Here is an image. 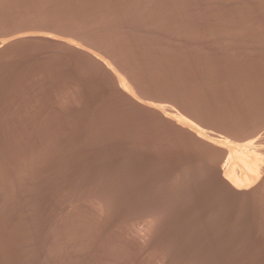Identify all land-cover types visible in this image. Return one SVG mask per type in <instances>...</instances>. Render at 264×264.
Masks as SVG:
<instances>
[{"label": "rangeland", "instance_id": "obj_1", "mask_svg": "<svg viewBox=\"0 0 264 264\" xmlns=\"http://www.w3.org/2000/svg\"><path fill=\"white\" fill-rule=\"evenodd\" d=\"M30 1H31V3H30ZM41 1H43V2H41ZM46 1H48V2H46ZM49 1H51V3ZM103 1H101V0H97V1L96 0H71V1L70 0H64V1L63 0H60V1L59 0H20V1L19 0H13V1L12 0H7V1L1 0L0 1V10L3 11V14L0 11V20H1L0 26L2 25L0 27V113H1L0 114V264H196L197 262H198L197 264H199V263L202 264L203 262H204L203 264H209V263H211V264H214V263L215 264H218V263L219 264H234L235 262H238L239 264H249V263L251 264V262H252V264H253V262H254V264H258V263L260 264V262L263 261V259L260 258V256L263 257V252H262L263 247H262V243H260V242H262V241H260V239L262 240V238H263L262 237V235H263L262 231L263 230H262V228H260L262 225H259V221L262 220V219H260V218H262L261 217L262 215H260V214H262L260 212L262 210H258V209L260 207H261L260 209H263V204H262V206L260 205V207L258 205V208L255 206L257 205V202L261 203L262 199L261 200L259 199L260 201H257L255 199L251 200L253 202V204L250 203L251 201L250 202L248 201V203H245V202H247V201H245L243 203L242 202H239V203L233 202L234 205H231L232 200H233L232 198L225 196V194H224V196L226 198H223L224 196L222 194L221 195L223 197L220 196V194L218 195L219 184L217 183L216 180L213 181L210 178V181H211L210 182L208 179L209 177L204 176V174H203L204 177L202 176L201 173H203V172H199V176H196V174L194 172V171H196V170H194V168L196 166H192L189 169L186 168V171H189L188 173L185 171V169L184 170L182 169L183 171L181 173L179 172L181 175L178 174L177 176H175L176 168L178 169L180 166L186 167L184 165H186L187 162H188V164H190L191 162H192V164H193V162H194V164H196L199 161L200 163L203 164L202 161H205V155L206 154H207V157L209 155H211L210 156V160L212 159L210 161L211 165L218 167V168H221V169H225L226 163L222 162V161H224V156L222 155V152L218 147L214 148V149H213V147H209V146L207 147V145L200 143V141H197L194 138L192 140L190 138H185L187 136L184 137L185 134L181 132L182 135L184 134L182 137L181 134L178 133L179 130H176V128H174L172 125H169V123H167L166 125H168V126H166L165 125L166 122L163 121L162 119H160L159 117H157L156 114L150 113L151 111H147L146 109L138 107L139 105H137L135 102L132 103L133 100L130 101L126 97L124 98V96L122 94H120L116 89L115 90L113 89V88H115V86L110 80H112V81L115 80L112 78H113V76H114V78H116L117 73H120V75L122 77V75H124L127 71H128L127 72L128 74L126 73L127 75L125 74L126 76H124V78L130 74L128 77L131 78V76H132L134 78L129 79L127 77L125 79H129L131 82H133L135 80L137 81L139 78L142 79L144 77L143 80L139 79L137 81V84L135 81V84H136V86L138 85V87H139V91H138L139 96H141V97L144 96L142 98H144L145 100H147L145 95H146V93L149 92L147 94V96H150L149 94H151V97H149L148 100H151V101L155 100V102H156V99H157V101H161L160 102L161 104L166 103L165 105H167L168 102H165V101H168L167 100L168 98L172 99L173 96H176L177 97V98L175 97L176 99L173 97V99L176 100L175 102H177V103L181 102V103H179L180 105H178L176 103L177 104V107H176V104L175 103L173 104L174 101L171 100V103L173 105H175V106L172 105L173 107H175L179 110L180 109L185 110V112L183 110H182V112H184L185 114H189V115L191 114L193 116L192 118H194V116L197 118L196 114L199 115V113H200L201 116L203 118H205V119H201L202 117L198 116V117H200L201 123H203L202 121H209L211 123L210 125H212V124L218 125V126H216V125L213 126L214 127L213 129H217V131H218V133H217L216 130L211 129V126L209 127L210 128L209 129L205 124H203L205 129L208 132H211L212 134L215 133V135L219 134L217 136H221V137L225 136L229 132V134H231V135L233 134L236 139H239V138L241 139L244 135H247V133L252 134V130H254V132L256 131L255 132L256 135H253L254 138H256L255 136L258 135L257 137L262 138L261 140L264 142V138H263L264 135L261 136L262 134H264V129H263L264 128V116H262V115H264V97H263L264 96V0H148V1L147 0H103ZM145 1H146V3H143ZM35 2L38 3L39 5L38 4L36 5ZM53 2L55 3V5ZM70 2H72V3H70ZM93 2H95V3H93ZM100 2H101V4H100ZM140 2H142V3H140ZM147 2H149L148 4H150L151 7H148L149 5L147 4ZM40 3H42V5H40ZM49 3L51 6L49 5ZM96 3H98V5ZM139 3H140V5H139ZM152 3L154 4V7H153ZM3 4L5 5L6 9H5ZM6 4H8L9 6ZM19 4L20 5L23 4V5L20 6ZM58 4H60V5H58ZM113 4H115V6ZM142 4H144V5L142 6ZM32 5H33V8L31 7ZM73 5H75V6H73ZM92 5H93V7H92ZM106 5H107V7H106ZM116 5H118V6H116ZM130 5H132V6H130ZM172 5L175 7H172ZM176 5H178V6H176ZM34 6H36V8ZM66 6L67 7L69 6V8L67 9ZM83 6H85V7H83ZM138 6H139V8H138ZM12 7L15 9H13ZM53 7H54V9H53ZM62 7H64V9ZM104 7H106V8H104ZM142 7H144V9ZM158 7L161 9H159ZM165 7H167V8H165ZM34 8L36 10L38 8V10L36 11ZM154 8L155 9L157 8L159 10H157V9L155 10ZM18 9H19V11H17ZM20 9H22L21 11H23V12H21ZM105 9H107V10L109 9L108 10L109 12L107 10L105 11ZM114 9H115V11H114ZM39 10H41V11L43 10V11L41 12ZM46 10H48V12H46ZM52 10H54V11H52ZM69 10H71V11H69ZM92 10L94 11V13ZM110 10H112L111 13H110ZM144 10H147V11H144ZM149 10H150V13H149ZM11 11L12 12L14 11V12L12 13ZM26 11H28V12H26ZM73 11H74V13H73ZM90 11H92V13ZM159 11L161 12L160 14H159ZM39 12H41V13H39ZM55 12L57 14H55ZM61 12H63V13H61ZM16 13H18V14H16ZM103 13L104 14L106 13V14L104 15ZM39 14H42V17ZM81 14L84 16H82ZM107 14H109L108 15L109 17L107 16ZM139 14L140 15L142 14V15L139 16ZM161 14H162V16L163 15L164 16L161 17ZM35 15H37V16H35ZM47 15H49V16H47ZM156 15H159V19L161 20V22L159 19H157ZM169 15H170V17H169ZM171 15H173L174 17ZM51 16L53 18H51ZM67 16H68V18H67ZM93 16H94L95 20H94V18H92ZM101 16L104 18H102ZM111 16H112V18H111ZM123 16L124 17L126 16L125 17L126 19ZM131 16H132V18H131ZM144 16H146V17H144ZM166 16H168V17H166ZM183 16L186 17L187 20H185V18ZM193 16L195 17V19ZM7 17H10V18H7ZM105 17H106V20H105ZM119 17H121V18H119ZM138 17H140V18L142 17L141 20ZM164 17H166L167 19ZM3 18H4V20H2ZM12 18L15 20H13ZM37 18H38V20H37ZM48 18H50V19H48ZM58 18H61V19L63 18V19L61 20ZM70 18H72L75 21H73ZM75 18H77V19H75ZM108 18L111 21L107 20ZM113 18L114 19L117 18V19L114 20ZM136 18H137V21H136L137 23L135 22ZM144 18L147 19V22H146V19H144ZM168 18H169V21H168ZM7 19L9 21H7ZM67 19H69V20H67ZM86 19H87V21H86ZM138 19H139L140 23L138 22ZM143 19L145 20V22ZM173 19H175V20H173ZM183 19L185 20L184 22H183ZM24 20H27V21H24ZM32 20L33 21L36 20V21H34V23H33ZM49 20H51V21H49ZM178 20H180V22ZM4 21L8 25H6L4 23ZM41 21H43V22L40 24L42 25L44 23L45 25L43 24L42 26H39L40 25L39 22H41ZM54 21H56V22L54 23ZM58 21L61 22V24ZM78 21H79V23H77ZM85 21H86V23H84ZM91 21L92 22L94 21V23H92ZM95 21L96 22L98 21V23H96ZM103 21L105 24H103ZM151 21L154 22V24ZM11 22H13V23H11ZM63 22H64V24H63ZM112 22H113V25H112ZM178 22H179V25H178ZM32 23L34 24L33 27L31 25H29ZM87 23H89V24H87ZM99 23H101L102 25ZM146 23H147V25H145ZM159 23H160V25H159ZM65 24H67V25H65ZM118 24L120 26H118ZM122 24H124L125 26ZM134 24L135 25L137 24V25L135 26ZM148 24H149L150 28L148 27ZM156 24L159 27H157ZM166 24H167V26H166ZM184 24L186 25V27L192 26V28L189 27L188 31H187L186 30L187 28L184 26ZM187 24H188V26H187ZM26 25L28 27L30 26L29 28L31 30L30 29L25 30L24 28L28 29V27H26ZM60 25L62 27H66V28H64L66 30H64ZM72 25L74 28L72 27ZM74 25H76V26H74ZM153 25L154 26L156 25V27H155L156 29L154 28ZM168 25H169V27H168ZM14 26H16V27H14ZM22 26H23V28H22ZM48 26L52 29L48 28ZM87 26H89L91 28H89ZM95 26L97 27V29H95ZM104 26H106V27L108 26V27L106 28ZM113 26L114 27L116 26L117 29H116V27L114 28ZM140 26H141V28H140ZM146 26L149 29H147ZM12 27L15 29H13ZM59 27H61L63 30H61V28H59ZM67 27H69V28H67ZM112 27H113V30H112ZM137 27H139V28H137ZM174 27H176V28H174ZM178 27H179V29H178ZM47 28L50 30H48ZM83 28H85L86 30ZM93 28L96 31H94ZM99 28H100V30H99ZM2 29L4 32V33L2 32L3 35H1ZM8 29H9V31H8ZM55 29H56V31L57 30L58 31L57 32L52 31ZM121 29H124V30H121ZM129 29H130V31H129ZM151 29L154 31H152ZM192 29H194V30H192ZM23 30H24V32H22ZM107 30L108 31L110 30L109 32L111 34ZM149 30H150V32H148ZM155 30H157L158 32ZM14 31L16 32V35H15ZM26 31H29L30 34ZM50 31H52V32H50ZM60 31H63V32H60ZM88 31H89V33L85 34V32L87 33ZM90 31L94 35H92V33ZM111 31H114V32H111ZM137 31L139 33H137ZM7 32H9L10 34ZM20 33H21V35H18ZM124 33H126V34H124ZM166 33H168V34H166ZM189 33H191V34L193 33V34L191 35ZM4 34H6V35H4ZM42 34H43V36H42ZM44 34H45V36L46 35H50V36L45 37ZM89 34L91 36H89ZM123 34H124V36H123ZM128 34H129V36L126 38L125 35L127 36ZM156 34H158V35H156ZM35 35H37V36H35ZM110 35H112V36H110ZM235 35H236V37H235ZM29 36H31V37H29ZM38 36H40V37H38ZM135 36H136V38H135ZM153 36H155V37H153ZM171 36H173V38ZM189 36L191 39L189 38ZM213 36H215V38ZM240 36L241 37L245 36L244 40H241L243 38H241ZM16 37H18V38H16ZM43 37L46 40V42L43 39ZM80 37H81V39H80ZM82 37H84V38H82ZM110 37H113V38H110ZM139 37L141 40H138ZM51 38H53V39H51ZM57 38H58V40H56ZM107 38L110 42L107 40ZM114 38H115V40L117 38L118 39L120 38L121 40L117 39V41H118V43H117V41H115ZM198 38H200V39H198ZM217 38H219V39H217ZM222 38H226V39H222ZM10 39H12V40H10ZM13 39H14V42H13ZM83 39H84V42H83ZM87 39L90 41H87ZM150 39H151V41H150ZM152 39L155 40V42ZM59 40H61V41H59ZM125 40H126V42H125ZM157 40H158V42H157ZM189 40H190V43H189ZM6 41H8V42L6 43ZM17 41L18 42L20 41L19 44H16V43H18ZM32 41L36 42L37 44L33 43ZM120 41H121V43L124 42V43H122L123 45L120 43ZM129 41H131V42H129ZM147 41H148V43H147ZM228 41H230V42H228ZM85 42H87V43H85ZM226 42H228V43H226ZM65 43H67V44H65ZM106 43H107V45H106ZM144 43H146V45H144ZM5 44L7 45V47ZM54 44H55V46H54ZM64 44L68 46L67 47L68 49L66 48V46H64ZM133 44H134V47H133ZM142 44H143V46H142ZM192 44H193V47H192ZM216 44L219 45L220 47L217 46ZM4 45H5V47H4ZM42 45L43 46L45 45L44 48ZM228 45L231 47H229ZM105 46H107V47L105 48ZM108 46H110V48ZM188 46L189 47L191 46V47L189 48ZM223 46L224 47L226 46L227 48L226 47L223 48ZM34 47H35V49H34ZM100 47H101V49H100ZM132 47L134 50L132 49ZM143 47H144V49H143ZM150 47H151V49L153 47V49L151 50ZM156 47H158V49ZM57 48H58V50H56ZM60 48H62V49H60ZM71 48H73V49L71 50ZM154 48L157 49L158 51H156ZM185 48H187V49H185ZM228 48H230V49H228ZM243 48H245L246 50ZM4 49H5V51H4ZM11 49H12V51H10ZM24 49L25 50L27 49L28 51L27 50L25 51ZM50 49H51V51H49ZM105 49H106V51L110 50L107 52L109 55L107 53H105L106 52ZM194 49L196 50V52ZM249 49H251V50H249ZM19 50H21V53ZM160 50L162 53L161 55L159 52ZM46 51H47V53H46ZM80 51H82V53ZM84 51H86V52L89 51V52L86 53ZM112 51H114V52H112ZM129 51H130V53H129ZM145 51H146V53H145ZM164 51H165V53H164ZM168 51H170L171 53ZM248 51L249 52L254 51V52H252L253 54L252 53L250 54ZM24 52L26 55L24 54ZM149 52H151V53H149ZM11 53H13V54L11 55ZM17 53L22 54V55H19ZM84 53H86L87 55ZM90 53L95 54L94 57L96 59L97 58H103L102 60H104V62H106L109 67H111V71L109 70V68H108V70L106 69L107 67L104 69L103 65L98 64V62H96V59ZM16 54L18 55V57ZM32 54H34V55L32 56ZM37 54H39V55H37ZM55 54H56V56H55ZM69 54L71 55V57ZM157 54L159 56H157ZM202 54L203 55L205 54V55L203 56ZM209 54L212 56V58L210 57ZM7 55L9 58H7ZM52 55L54 58L52 57ZM232 55H233V57H232ZM90 56H92L93 58L91 59ZM106 56H108V58ZM213 56H214V59H213ZM249 56H250V58H249ZM15 57H16V59H14ZM56 57H57V60H56ZM72 57H73V59H71ZM86 57H87V59H86ZM152 57L155 60V62L152 59ZM157 57H158V59H157ZM192 57H196L195 59H197L198 62H197V60L193 59ZM200 57H201V59H200ZM41 58H43V59H41ZM227 58H228V60H227ZM234 58H236V59H234ZM19 59H20V61H19ZM31 59H32V61H31ZM136 59L139 60V63L137 62L138 60H136ZM147 59H150V60H147ZM81 60H83V62ZM111 60L113 62H111ZM173 61H176V62H173ZM180 61H182V62H180ZM117 62H118L119 67L120 68L123 67L124 69L123 68L120 69L119 67H117L118 66V65H116ZM150 62H151V64H150ZM224 62H225V64H224ZM81 63H82V65H81ZM144 63H146V64H144ZM7 64L9 67L7 66ZM92 64H94V67ZM138 64H139V67H138ZM140 64H141V66H140ZM152 64H155V65L153 66ZM159 65H161L162 67ZM168 65L170 67H168ZM201 65L204 68H202ZM101 66H102V70L100 69ZM144 66H146V67L144 68ZM7 67H8V69H7ZM157 67H158V69H157ZM175 67L177 70L175 69ZM45 68H47V69H45ZM152 68H154L155 71L152 72V70H153ZM159 68L163 72H161ZM198 68L200 70L201 69L202 70L200 71ZM209 68H211V71H209L210 70ZM229 68H230V70H229ZM65 69H66V71L67 70L68 71L66 72ZM97 69H98V72H96ZM212 69H214V71ZM253 69H254V71H253ZM42 70L45 71L44 74H43ZM104 70H106V71H104ZM112 70H115L116 73H115V71H112ZM21 71H23V72H21ZM143 71H145V73ZM196 71H199L201 74H199V72L196 73ZM212 71H213V73H212ZM29 72H32V73H29ZM68 72H69V74H68ZM106 72H108V73H106ZM111 72L112 73L114 72V75ZM122 72H123V74H122ZM221 72H223V73L221 74ZM13 73H14V75H13ZM22 73L24 74L25 78L23 75L21 76ZM247 73H249V74H247ZM64 74H67V75H64ZM92 74H94V75H92ZM108 74H110V76H108ZM135 74H136V76H135ZM150 74L153 77H151ZM192 74H194V75H192ZM206 74H208V75H206ZM211 74H212V76H211ZM11 75H12L13 79H12V77H10ZM39 75L42 77H39ZM218 75H220V76H218ZM61 76L65 77V78H61ZM193 76H195V77H193ZM68 77H69V79H68ZM150 77H151V79H150ZM228 77H229V79H228ZM71 78H73V80ZM136 78H138V79H136ZM168 78H170V79H168ZM178 78H179V80H178ZM46 79H47V81H46ZM66 79H68V81L70 83ZM165 79H166V81H165ZM245 79H247V81L250 83H247V81ZM27 80H29V81H27ZM152 80H154V81H152ZM198 80H200V81H198ZM217 80H218V82H217ZM219 80H221V82ZM6 81H7V83H6ZM139 81H141V82L139 83ZM167 81H168V83H167ZM204 81H206V82H204ZM24 82H26V83H24ZM228 82H229V84H228ZM78 83H79V85H78ZM89 83H90V85H89ZM143 83H145V84H143ZM152 83H156V84H152ZM162 83H163V85H162ZM224 83L225 84L227 83V84L225 85ZM27 84H29V85L26 86ZM111 84H113L112 88H111V86H112ZM170 84L172 85V87H170ZM198 84H200V85H198ZM229 85H231L232 87H230ZM6 86H7V88H6ZM73 86H75V88L77 86L78 89L77 88L75 89ZM212 86H213V88H212ZM225 86H226V88H225ZM106 87H107V89H106ZM154 87L156 88V91H155ZM188 87L189 88L191 87V88L188 89ZM214 87L217 89H215ZM157 88H159V89H157ZM171 88H172V90H171ZM209 88H210V90H209ZM12 89H13V91H12ZM47 89H49V90H47ZM179 89H180V91H179ZM83 90L85 92H83ZM211 90L213 92H211ZM223 90H225V91H223ZM240 90H242V91H240ZM66 91H67V93H65ZM88 91H89V94H88ZM114 91H117L118 93L117 92L115 93ZM150 91H153V94ZM172 91H174L173 92L174 94L172 93ZM216 91H218V92H216ZM4 92L7 93V95ZM77 92H79V93H77ZM169 92H171L172 94H170ZM235 92H236V94H235ZM83 93L84 94L86 93V95H84ZM108 93H110V94H108ZM175 93H176V95H175ZM217 93H219V94H217ZM167 94L168 95L170 94L172 96L168 97ZM232 94H235V95H232ZM101 95H105V96L103 97ZM239 95H240V97H239ZM55 96H57V97H55ZM154 96L156 97V99H153ZM38 97H39V99H38ZM67 97H69V98L66 99ZM101 97H102V99H101ZM17 98H19L21 101ZM183 98H186V99L183 100ZM30 99H31V101H30ZM71 99H72V101L75 99H77V100L73 101V103H72ZM158 99H160V100H158ZM177 99L179 100V102L177 101ZM187 99H189V100H187ZM204 99H206V100H204ZM56 100H58V102ZM44 101L46 103H44ZM195 101H198V102H195ZM116 102H118V103H116ZM124 102H128V103L125 104ZM188 102L191 104L188 105L189 104ZM261 102H262V104H261ZM92 103H94V104H92ZM212 103L214 106H212ZM86 104L88 105V107ZM110 104L111 105L113 104V105L111 106ZM133 104H135L137 106H135ZM4 105H5V107H4ZM75 105H77V107ZM105 105H108V106H105ZM126 105H127V107H126ZM168 105L170 106L171 104H168ZM242 105H244V106H242ZM255 105H257V106H255ZM55 106H57V107H55ZM72 106H74L73 107L74 109L73 108L71 109ZM79 106H81V107H79ZM123 106H125V107H123ZM1 107H2V109H1ZM10 107H12V108H10ZM128 107H130V108H128ZM135 107H137V108H135ZM191 107L192 108L194 107L195 110L191 109ZM247 107H248V109H247ZM256 107H258V108H256ZM215 108H217V109H215ZM259 108H261V109H259ZM18 109H19V111H18ZM32 109H33V111H32ZM43 109L45 110V113H44ZM200 109H202V110H200ZM207 109H208V111H207ZM232 109H233V111H232ZM87 110H89V111H87ZM25 111L26 112L28 111L29 113L28 112L26 113ZM72 111H74V112L72 113ZM188 111H189V113H187ZM222 111H225V112H222ZM7 112L9 114H7ZM84 112H86V113H84ZM21 113H22V115H21ZM51 113H53V114H51ZM224 113H226V114H224ZM233 113H235V114L233 115ZM255 113H258V114H255ZM10 114H12L13 116ZM61 114H63V116ZM76 115H77V117H79L81 119L84 118L85 121H83L79 118H76ZM110 115H112V117ZM114 115H116V116H114ZM61 116L63 117L62 119H61ZM85 116L87 119L85 118ZM121 116L125 119L123 120V118ZM126 116H127V118H126ZM144 116L146 119L144 118ZM90 117H92V118H90ZM128 117L129 118L132 117L131 118L132 121ZM239 117H242V118H239ZM68 118H69V120H68ZM210 118H211V121H210ZM212 118H213V120H212ZM225 118H227V121ZM117 119H118V121H116ZM140 119H142V120H140ZM217 119H219V120H217ZM75 120H76V123H75ZM103 120L106 123H104ZM111 120H112V122H111ZM158 120H160V121H158ZM247 120H248V122H250V121L251 122L248 124V122H246ZM52 121H53V123H52ZM78 121H79V123H77ZM80 121H82V124H80L81 123ZM107 121L109 122V124ZM212 121L214 123H212ZM65 122H67L68 125H67V123L65 124ZM126 122L128 125L126 124ZM130 122H131V124H130ZM146 122H147V124H146ZM209 122H204V123H209ZM252 122H254V123L259 122L258 123L259 126L258 127L253 126L254 127L253 128L252 125H254V123H252ZM101 123H103V125ZM134 123H136V124H134ZM38 124H39V126H38ZM111 124H112V126H111ZM116 124L119 128L116 126ZM241 124H242V126H241ZM64 125L68 126L67 129H65L66 126H64ZM131 125H133V127ZM207 125L209 126V124H207ZM107 126H109L108 129H107ZM227 126H228L229 130L231 129L234 132H232L231 130L229 131L228 128H227V130H228L227 131L226 130ZM59 127H60V129H59ZM63 127H65V128H63ZM98 127H100V128H98ZM137 127H139V128H137ZM155 127L157 129H155ZM171 127L174 129H172ZM216 127H219V128H216ZM38 128H42V129H38ZM69 128H73V129H70L68 131ZM164 128H165V130H164ZM78 129H80V131ZM133 129H134V131H133ZM145 129H146V131H145ZM234 129L236 130V132ZM242 129H243V131H242ZM96 130H101V131H96ZM120 130L121 131L123 130V131L120 132ZM174 130L177 132H175ZM248 130H249V132H248ZM87 131H88V133H87ZM160 131H163V132H160ZM246 131H247V133H245ZM63 132L64 133L66 132V133L63 134ZM70 132L72 134L74 132L76 137L74 134L72 135ZM116 132H118V133L116 134ZM137 132L139 133V135ZM77 133H78V135H77ZM105 133H107V134H105ZM108 133H109V135H108ZM164 133H165V135H164ZM257 133H259V134H257ZM84 134H86V135H84ZM113 134L115 135L116 138L114 137ZM155 134H156V136H155ZM57 135L58 136L62 135V136L57 138L58 137ZM99 135H101V136H99ZM129 136L132 137L131 140H130ZM240 136H242V137H240ZM64 137L66 138V141L68 143L65 142V140H63V139H65ZM67 138H68V140H67ZM109 138H111L110 141L108 140ZM117 138H120V139H117ZM235 138L233 140H236ZM74 139L78 142V144L76 143V141ZM96 139H97V141H96ZM147 139H148V141H147ZM188 139L190 140V142ZM112 140L114 141L115 144L113 143ZM153 140H155L154 141L155 143H153ZM71 141H72V144L70 143ZM192 141L196 142L195 144H198L197 145L198 147L194 143H193L194 144L193 145ZM251 141H255V139H252ZM91 142H92V144L94 143V145H92ZM96 142L97 143L99 142V143L97 144ZM158 142H159V144H158ZM197 142H199V143H197ZM241 142H243V141H241ZM74 143H75V145H74ZM107 143H109V144H107ZM146 143H148V144H146ZM95 144L99 145V146H96ZM166 144H167V146H166ZM245 144H247V143L245 142ZM77 145H78L79 150L77 148ZM102 145H104V146H102ZM243 145H244V142H243ZM262 145H264V144H262ZM68 146H69V148L71 146V150L68 148ZM114 146H115V148L117 147V149L113 148ZM120 146H121V149H120ZM177 146H178V148H177ZM73 147H76V148L73 149ZM96 147H97V149H96ZM107 147H109V148H107ZM126 147L128 148V150ZM154 147L155 148L157 147V148L155 149ZM91 148H92V150H91ZM102 148L103 149L105 148V150H106L105 152L111 151L110 152L111 154L108 152L109 155H111V159H112V156H114V154L117 157H120V158H117L115 156V158L113 157L112 160L109 158L111 160L110 161L109 159H106V157H110V156H107V153H106V155H105L106 157H104V158L106 159V162L107 161L110 162V165H109V162H107V164H108L106 166L107 169H106V167H103L105 165V162H103L102 159H104L103 155L105 153H103L101 155V152H104V150ZM123 148H125V149L123 150ZM206 148L207 149L209 148V150H207ZM136 149H137V151H136ZM141 149H142V151H141ZM143 149H145V150L147 149V150L145 151ZM188 149H190V150H188ZM89 150H91V151H89ZM99 150H102V151H99ZM148 150H150V151L148 152ZM154 150H157V151H154ZM217 150H218V152H217ZM65 151H68V152H65ZM69 151L72 153H70ZM117 151H120V152H117ZM125 151H127V153ZM174 151H176V152L174 153ZM197 151L198 152L200 151V152L198 153ZM207 151H209V153ZM116 152H117V154H116ZM142 152H143V155H140V157H139L138 155L141 154ZM160 152H161V154H160ZM194 152L196 153V155ZM219 152H221V153H219ZM90 153L93 156L88 155ZM135 153L136 154L138 153V155L136 156ZM76 154H78V155H76ZM99 154L102 157H100ZM133 154L135 155L136 158L137 157L140 158L139 163H142L141 160H143V163H144L143 165H145L146 168H149L152 170V168L148 165L149 162H150L149 164L152 163L151 166L152 165L154 166L155 171H157V173L155 171H154L155 173L152 171L154 173L153 174L151 172V170H149V169H148L149 172L146 171L147 169L145 170V168H143V165L131 164L130 162H132V160L136 161V162L139 160L138 158L136 160ZM218 154H221L223 156V159ZM121 155L123 158L121 157ZM131 155H132V157H131ZM145 155L146 156L147 155H150V156L153 155V156H151V157L149 156V158H148L149 162H148V160H146L147 157L143 159V157ZM154 155H156L157 158ZM198 155H200V156H198ZM66 156H67V158H66ZM99 157L102 159H100ZM126 157H131V161H129L130 158L128 159ZM177 157H178V159H177ZM203 157H204V159H203ZM56 158H58V160ZM59 158L62 159V161ZM200 158L202 159V161ZM218 158H219V160L222 159V160H220V164H219V161H217ZM105 159H104V161H105ZM126 159H128L130 164H128V162H126ZM80 160L82 161V163L80 162ZM97 160H99V161H97ZM154 160H155V162H154ZM159 160H160V162H159ZM162 160H163L164 165H163V163H161ZM123 161H124V163H123ZM156 162L161 164L160 168H157V167H159V165ZM59 163H61V164L59 165ZM90 163H91L92 167L90 166ZM97 163H100V165L102 163L104 165L101 167ZM155 163H156V165H155ZM167 163H168V165H167ZM85 164L86 165L88 164V165L86 166ZM146 164L149 167H147ZM216 164L219 166H217ZM128 165H130V166L128 167ZM131 165L134 166V170H133V167ZM220 165H224V166L222 167ZM122 166H124V167H122ZM126 167H128V168H126ZM137 167L142 168V171H139L140 168L137 169ZM173 168H174V170H173ZM125 169H126V171H125ZM143 169L145 170L146 175H148V173L153 174V175L152 174L148 175L149 177H151L150 179L147 176L148 177L147 179L150 180L148 182V184L145 181V180H147L146 175L144 173H141V172H144ZM157 169H159V171ZM97 170H99V171H97ZM128 170L130 172V175L133 174L132 175L133 177L132 176L129 177ZM122 171H123V173H122ZM133 171H137V172L139 171V173L145 175V178H144V176L142 178V180L144 179V181L137 182L136 178H138V177H136V176H138L139 173L133 172ZM167 171H169L170 174ZM134 173L135 174L137 173L136 176ZM87 174H89V175H87ZM155 174L157 175L158 178L156 177ZM200 174H201V176H200ZM162 176H163V178H162ZM181 176H182V178H180ZM189 176H191V177H189ZM84 177L87 178L88 181ZM164 177H165V179H164ZM173 177L176 179H174ZM123 178L125 179V181ZM208 181H209V183H206ZM150 182H151L152 186L149 184ZM183 183H184V185H183ZM197 183H198V185H196ZM204 183L207 185L209 184V185L208 186L206 185V187H205V185H203ZM178 184H180V185H178ZM210 184L214 185V187ZM103 185H104V187H103ZM163 185L166 188H164ZM172 185H173V187H172ZM195 186L196 187L199 186L198 189L200 188L199 189L200 193L198 192V189L195 188ZM211 186H212V188L218 187V188L213 189V190H216L217 195L220 196V197H217L214 194L215 198H214V195H212L213 199L216 200V198L222 197L224 199V203L227 201L226 205H225L224 203H222L223 202L222 198H221L222 201L220 199H217V201L218 200L221 201V205H223L221 207L222 209L219 210V208L221 206L220 203H218L217 201L213 202L214 200L211 199V200H213L212 202L214 203V210H216V208L219 207L218 208L219 211L216 210L215 212H217V214H218V212H220L218 215L221 217L223 216V218H219V216L217 214H215V212L212 210L213 209V207H212L213 204H211L212 202L211 203L209 202V204H206V203H208V200L211 198V196H210L212 194L211 191L213 192L212 188L208 189ZM105 187H107V188H105ZM136 188H139L137 190H139L140 193L136 190H135L136 192L135 191L131 192ZM205 188H206V190H205ZM102 189H104V190L100 191ZM131 189H133V190H131ZM195 189H197V190H195ZM105 191H110V192H105ZM118 191L120 193H118ZM141 191L144 192L146 195L145 194L143 195V193L141 194ZM201 191H204V192L201 193ZM138 194H141V195L138 196ZM168 194H171V195H168ZM196 194H198V195L202 194L203 195L205 202L203 201L202 196H200L201 199L200 198L199 199L202 200L203 204L205 203L204 208H203V210H205L204 211L205 215L202 212L203 210L201 211V209L199 208V207L202 208L203 204L199 202L200 201V200H198L199 196ZM206 194H209L208 195V197L210 196L209 199H208ZM117 195H119V196H117ZM143 196H146V197H143ZM204 196L207 197V199ZM117 197H118V199H117ZM119 198H120V202H118ZM123 199H124V201H122ZM256 199H258V198H256ZM127 200H128V204H127ZM255 201H257V202L255 203ZM122 202H123V204H122ZM130 202H132V203H130ZM139 202H140V204H138ZM159 202H161V203H159ZM189 202L190 203L193 202L191 204L192 207L190 206L191 210L193 209V206H195L197 204L196 208L194 207V209L192 211L189 210L190 213H192L193 215L192 214L189 215V212H188V209H189L188 203ZM215 203L219 204V206H217V204L215 205ZM236 203L238 205H240L241 210H242V206H243L242 204L245 203L246 205L247 204L250 205L251 207L248 205H247V207H243V209H245V210H248V207H250L249 211L248 212L246 211L247 214H244V213H246L245 210H242L244 213L239 212L240 207L238 205H236ZM240 203H242V204H240ZM199 204L200 205L202 204V205L199 206ZM209 205H212L211 206L212 209L208 208L206 211L205 208ZM246 205H244V206H246ZM252 205H254V206H252ZM233 206L234 207L236 206L239 208H234ZM140 207H141V209H140ZM150 207H151V210H150ZM252 207H254V208H252ZM176 208H177V210H176ZM223 208L225 209L224 210L225 212L224 213L222 212L224 215L221 214V211L223 210ZM232 208L235 210L237 209L238 211L237 210H236L237 212L233 211ZM210 209L214 213V215L212 213L213 217H215L216 215L218 216V218L217 217H215V218L218 219L216 221H218L219 223H220L219 219L231 221V222L228 221V224H229L228 225L227 221L222 220L223 222H226L225 226L223 227L224 229L222 228L224 223L219 224V226L217 225L218 227H220V229L218 228L220 230V232H221V228H222V230L225 231V227H227V229H226L227 231H225V232H227L226 234L224 232H222L221 233L222 235H220L218 232L219 230L217 229L216 224L214 225L215 229L213 228L214 227L213 224L210 225V223H212V221H214L213 217H211L212 215L210 212H212V211ZM208 210H209L210 214L207 213ZM230 210H232L233 212ZM254 210H256L255 211V212H257L256 214L253 213ZM226 211H227V213H226ZM157 212L159 214H157ZM230 212H232V215H230ZM235 212H236V215L239 212L238 213L239 216H240V214H242V216L239 217L241 219L238 218V220H240V223H239V221H236V218L238 217V215L235 219H234L235 216L232 217ZM168 214H170V215H168ZM249 214H253V215L249 216ZM258 214L260 216H258ZM195 215H197V216H195ZM153 216H154V218H153ZM185 216H187L186 219H185ZM224 216L228 217V218L225 219ZM243 216H244V218L245 217H247V218L243 219L242 218ZM256 216H258V217H256ZM187 218H189V219H187ZM207 218H209L210 220ZM230 218H232V219H230ZM181 219H183V220H181ZM211 219H212V221H211ZM246 219H248L247 221L250 222L252 225H249L250 223H248L246 221ZM251 219L253 220L254 223L252 222ZM208 220L211 222L209 223ZM232 220H235L236 222H232ZM243 220H245V222H243ZM255 220L256 221L259 220L258 226H256L257 222ZM216 221H214V222L216 223ZM241 221L243 222V224L245 223L244 225L248 224V228L246 226V228H247L246 230L248 232L245 229H243L245 226L241 225ZM147 222H148V224H150V223L151 224L148 225ZM204 222H206L208 225L206 223L204 224ZM234 223L236 225H237V223H239V225H241L242 229L239 227H237V228H239L242 232L239 231V229L237 230V228H235L236 230L234 229V226L236 227V225L233 226ZM261 224H262V222H261ZM209 225L214 230V233H213V230L210 231L211 228L209 227ZM230 225H232L233 228L232 227L229 228ZM204 226H206V227H204ZM207 226H208V228H207ZM250 227H251V229H250ZM161 228H162V230H161ZM202 228H203V230H202ZM258 228L261 230L258 231ZM146 229H149V230H146ZM204 229L206 231H204ZM208 229H209V231H208ZM135 230H136V232H135ZM145 230H146V232H145ZM194 230L198 233L194 232ZM228 230L231 232V234H230V232H228ZM191 231H193V232H191ZM215 231H217V233ZM243 231L245 233H243ZM242 233H243L244 238H242L243 237L241 235ZM138 234H140V237L142 239L138 236ZM199 234L203 235L202 237H204L206 234V236H207V237L205 236L206 241L204 238L200 237L201 235H199ZM215 234H216V237L214 238L213 236H215ZM218 234L220 235L219 237H221V236L223 237V235L225 234V237H223L224 238L223 240H225V241L222 242V238H220V240H219V238L217 239ZM247 234H248V236H247ZM260 234H262V235L260 236ZM159 235H160V237H159ZM233 235H235V236H233ZM146 236H147V238H146ZM209 236H210V238H209ZM148 237H151L152 239H150ZM197 237L202 238L204 240L203 241L204 244L200 240V238H197ZM168 239L171 241H169ZM177 239H179V241ZM215 239H217V241L222 242L220 245H223V244L225 245V246L223 245V247L220 246L221 249H220V247H218L221 250V253H220L219 249L217 248V246L220 242H216ZM226 239H228V240L232 239V240L228 241ZM236 239H237V241H236ZM186 240H187V242H186ZM184 242L186 245L184 244ZM239 243H241V244H239ZM228 244H229V246H228ZM242 245H244V246H242ZM216 249H218V250H216ZM226 249H227V251H226ZM236 249H237V251H236ZM216 251H218V253L220 254V258H219V255L216 256L218 254ZM259 251H261V253ZM191 252H193V253L191 254ZM241 252L243 254H246V255H243ZM212 253L214 254V256ZM238 253H241V254H238ZM202 254H203V256H202ZM198 255L201 257H198ZM237 255L238 256L241 255V256L237 257ZM223 256H225V257H223ZM202 257L204 259L205 258L206 259L202 260ZM228 257H230V258H228ZM200 258H201L202 262L200 261ZM222 258H224V259H222ZM259 258L262 259V261ZM225 259L226 260L228 259V261H226ZM241 261L243 263H241ZM238 263H235V264H238Z\"/></svg>", "mask_w": 264, "mask_h": 264}, {"label": "bare ground", "instance_id": "obj_2", "mask_svg": "<svg viewBox=\"0 0 264 264\" xmlns=\"http://www.w3.org/2000/svg\"><path fill=\"white\" fill-rule=\"evenodd\" d=\"M0 1H1V0H0ZM6 1H7V0H6ZM12 1H13V0H12ZM19 1H20V0H19ZM59 1H60V0H59ZM63 1H64V0H63ZM70 1H71V0H70ZM96 1H97V0H96ZM101 1H103V0H101ZM147 1H148V0H147ZM21 2H22V1H21ZM38 2H39V1H38ZM41 2H43V1H41ZM46 2H48V1H46ZM49 2L51 3V1H49ZM61 2H62V1H61ZM61 2H60V3H61ZM103 2H104V1H103ZM1 3H2V2H1ZM4 3H5V2H4ZM8 3H9V2H8ZM15 3H16V2H15ZM30 3H31V1H30ZM50 3H49V5H50ZM53 3H54V2H53ZM67 3H68V2H67ZM67 3H66V4H67ZM70 3H72V2H70ZM70 3H69V4H70ZM93 3H95V2H93ZM93 3H92V4H93ZM109 3H110V2H109ZM140 3H142V2H140ZM140 3H139V5H140ZM143 3H146V1L143 2ZM148 3H149V2H147V4H148ZM11 4H12V3H11ZM35 4L37 5L38 3L35 2ZM63 4H64V3H63ZM96 4L98 5V3H96ZM100 4H101V2H100ZM106 4H107V3H106ZM131 4H132V3H131ZM152 4H153V3H152ZM3 5H4V4H3ZM6 5H8V4H6ZM16 5H17V4H16ZM19 5H20V4H19ZM21 5H23V4H21ZM21 5H20V6H21ZM38 5H39V4H38ZM40 5H42V3H40ZM54 5H55V3H54ZM58 5H60V4H58ZM67 5H68V4H67ZM88 5H89V4H88ZM104 5H105V4H104ZM113 5L115 6V4H113ZM143 5H144V4H142V6H143ZM148 5H149L148 7H151L150 4H148ZM155 5H156V4H155ZM158 5H159V4H158ZM160 5H161V4H160ZM174 5H175V4H174ZM8 6H9V5H8ZM12 6H13V5H12ZM45 6H46V5H45ZM47 6H48V5H47ZM50 6H51V5H50ZM56 6H57V5H56ZM56 6H55V7H56ZM61 6H62V5H61ZM71 6H72V5H71ZM71 6H70V7H71ZM73 6H75V5H73ZM89 6H90V5H89ZM116 6H118V5H116ZM130 6H132V5H130ZM136 6H137V5H136ZM136 6H135V7H136ZM145 6H146V5H145ZM161 6H162V5H161ZM164 6H165V5H164ZM166 6H167V5H166ZM176 6H178V5H176ZM180 6H181V5H180ZM4 7H5V5H4ZM31 7L33 8V5H32ZM34 7L36 8V6H34ZM43 7H44V6H43ZM66 7H67V6H66ZM79 7H80V6H79ZM83 7H85V6H83ZM92 7H93V5H92ZM94 7H95V6H94ZM97 7H98V6H97ZM97 7H96V8H97ZM106 7H107V5H106ZM106 7H104V8H106ZM112 7H113V6H112ZM153 7H154V4H153ZM155 7H156V6H155ZM172 7H175V6L172 5ZM172 7H171V8H172ZM181 7H182V6H181ZM1 8H2V7H1ZM12 8H13V7H12ZM35 8H34V9H35ZM38 8H39V7H38ZM38 8H37V10H38ZM44 8H45V7H44ZM62 8L64 9V7H62ZM68 8H69V6L67 7V9H68ZM77 8H78V7H77ZM96 8H95V9H96ZM100 8H101V7H100ZM115 8H116V7H115ZM118 8H119V7H118ZM138 8H139V6H138ZM138 8H137V9H138ZM140 8H141V7H140ZM142 8L144 9V7H142ZM158 8H159V7H158ZM165 8H167V7H165ZM179 8H180V7H179ZM5 9H6V7H5ZM13 9H15V8H13ZM13 9H12V10H13ZM28 9H29V8H28ZM40 9H41V8H40ZM46 9H47V8H46ZM49 9H50V8H49ZM49 9H48V10H49ZM51 9H52V8H51ZM53 9H54V7H53ZM152 9H153V8H152ZM154 9H155V8H154ZM156 9H157V8H156ZM156 9H155V10H156ZM159 9H161V8H159ZM159 9H157V10H159ZM163 9H164V8H163ZM163 9H162V10H163ZM21 10H22V9H20V11H21ZM24 10H25V9H24ZM30 10H31V9H30ZM35 10H36V9H35ZM37 10H36V11H37ZM48 10H46V12H48ZM61 10H62V9H61ZM65 10H66V9H65ZM65 10H64V11H65ZM81 10H82V9H81ZM96 10H97V9H96ZM106 10H107V9H105V11H106ZM108 10H109V9H108ZM108 10H107V11H108ZM116 10H117V9H116ZM166 10H167V9H166ZM0 11H1V10H0ZM15 11H16V10H15ZM17 11H19V9H18ZM39 11H41V10H39ZM42 11H43V10H42ZM42 11H41V12H42ZM52 11H54V10H52ZM59 11H60V10H59ZM69 11H71V10H69ZM92 11H93V10H92ZM92 11H90V12L92 13ZM103 11H104V10H103ZM114 11H115V9H114ZM144 11H147V10H144ZM152 11H153V10H152ZM178 11H179V10H178ZM1 12H2V14H3V11H1ZM4 12H5V11H4ZM7 12H8V11H7ZM11 12H12V11H11ZM13 12H14V11H13ZM13 12H12V13H13ZM21 12H23V11H21ZM26 12H28V11H26ZM41 12H39V13H41ZM78 12H79V11H78ZM97 12H98V11H97ZM100 12H101V11H100ZM108 12H109V11H108ZM111 12H112V10H110V13H111ZM140 12H141V11H140ZM163 12H164V11H163ZM35 13H36V12H35ZM43 13H44V12H43ZM52 13H53V12H52ZM61 13H63V12H61ZM73 13H74V11H73ZM85 13H86V12H85ZM93 13H94V11H93ZM141 13H142V12H141ZM149 13H150V10H149ZM156 13H157V12H156ZM160 13H161V12L159 11V14H160ZM4 14H5V13H4ZM10 14H11V13H10ZM16 14H18V13H16ZM27 14H28V13H27ZM50 14H51V13H50ZM55 14H57V13L55 12ZM87 14H88V13H87ZM103 14H104V13H103ZM105 14H106V13H105ZM105 14H104V15H105ZM157 14H158V13H157ZM162 14H163V13H162ZM162 14H161V17L164 16V15L162 16ZM33 15H34V14H33ZM39 15H41V17H42V14H39ZM67 15H68V14H67ZM71 15H72V14H71ZM81 15H82V14H81ZM95 15H96V14H95ZM108 15H109V14H107V16H108ZM141 15H142V14H141ZM141 15L139 14V16H141ZM5 16H6V15H5ZM35 16H37V15H35ZM47 16H49V15H47ZM58 16H59V15H58ZM63 16H64V15H63ZM82 16H84V15H82ZM99 16H100V15H99ZM137 16H138V15H137ZM137 16H136V17H137ZM156 16H157V19H159V15H156ZM171 16H173V15H171ZM179 16H180V15H179ZM10 17H11V16H10ZM10 17H7V18H10ZM15 17H16V16H15ZM22 17H23V16H22ZM26 17H27V16H26ZM43 17H44V16H43ZM45 17H46V16H45ZM65 17H66V16H65ZM70 17H71V16H70ZM72 17H73V16H72ZM74 17H75V16H74ZM77 17H78V16H77ZM101 17H102V16H101ZM108 17H109V16H108ZM123 17H124V16H123ZM125 17H126V16H125ZM125 17H124V18H125ZM144 17H146V16H144ZM166 17H168V16H166ZM166 17H164V18H166ZM169 17H170V15H169ZM173 17H174V16H173ZM175 17H176V16H175ZM183 17H184V16H183ZM187 17H188V16H187ZM193 17H194V16H193ZM16 18H17V17H16ZM18 18H19V17H18ZM29 18H30V17H29ZM29 18H28V19H29ZM34 18H35V17H34ZM46 18H47V17H46ZM51 18H53V17L51 16ZM56 18H57V17H56ZM67 18H68V16H67ZM80 18H81V17H80ZM92 18H94V16H93ZM98 18H99V17H98ZM102 18H104V17H102ZM102 18H101V19H102ZM111 18H112V16H111ZM117 18H118V17H117ZM117 18H115V19H117ZM119 18H121V17H119ZM131 18H132V16H131ZM138 18H140V17H138ZM141 18H142V17H141ZM141 18H140V20H141ZM177 18H178V17H177ZM184 18H185V20H187L186 17H184ZM189 18H190V17H189ZM5 19H6V18H5ZM12 19H13V18H12ZM23 19H24V18H23ZM32 19H33V18H32ZM48 19H50V18H48ZM48 19H47V20H48ZM58 19H61V18H58ZM62 19H63V18H62ZM62 19H61V20H62ZM70 19H72V18H70ZM75 19H77V18H75ZM78 19H79V18H78ZM101 19H100V20H101ZM113 19H114V18H113ZM115 19H114V20H115ZM125 19H126V18H125ZM144 19H146V18H144ZM144 19H143V20H144ZM157 19H156V20H157ZM162 19H163V18H162ZM166 19H167V18H166ZM166 19H165V20H166ZM170 19H171V18H170ZM194 19H195V17H194ZM2 20H4V18H3ZM13 20H15V19H13ZM13 20H12V21H13ZM37 20H38V18H37ZM41 20H42V19H41ZM47 20H46V21H47ZM56 20H57V19H56ZM67 20H69V19H67ZM72 20H73V19H72ZM94 20H95V18H94ZM97 20H98V19H97ZM105 20H106V17H105ZM107 20H110V19L108 18ZM121 20H122V19H121ZM134 20H135V19H134ZM148 20H149V19H148ZM153 20H154V19H153ZM156 20H155V21H156ZM159 20H160V19H159ZM171 20H172V19H171ZM173 20H175V19H173ZM181 20H182V19H181ZM185 20L183 19V22H184ZM0 21H1V20H0ZM7 21H9V20L7 19ZM22 21H23V20H22ZM24 21H27V20H24ZM32 21H33V20H32ZM34 21H36V20H34ZM34 21H33V23H34ZM49 21H51V20H49ZM52 21H53V20H52ZM73 21H75V20H73ZM86 21H87V19H86ZM86 21H85L84 23H86ZM110 21H111V20H110ZM128 21H129V20H128ZM136 21H137V18H136L135 22H136ZM157 21H158V20H157ZM168 21H169V18H168ZM176 21H177V20H176ZM178 21L180 22V20H178ZM189 21H190V20H189ZM189 21H188V22H189ZM16 22H17V21H16ZM42 22H43V21L39 22V24L42 23ZM55 22H56V21H54V23H55ZM58 22H59V21H58ZM71 22H72V21H71ZM91 22H92V21H91ZM95 22H96V21H95ZM101 22H102V21H101ZM116 22H117V21H116ZM123 22H124V21H123ZM123 22H122V23H123ZM126 22H127V21H126ZM131 22H132V21H131ZM133 22H134V21H133ZM138 22L140 23L139 19H138ZM142 22H143V21H142ZM144 22H145V20H144ZM146 22H147V19H146ZM149 22H150V21H149ZM151 22H152V21H151ZM160 22H161V20H160ZM170 22H171V21H170ZM179 22H178V25H179ZM197 22H198V21H197ZM206 22H207V21H206ZM4 23H5V21H4ZM11 23H13V22H11ZM14 23H15V22H14ZM30 23H31V22H30ZM33 23H32V24H33ZM45 23H46V22H45ZM59 23L61 24V22H59ZM68 23H69V22H68ZM68 23H67V24H68ZM77 23H79V21H78ZM92 23H94V21H93ZM96 23H98V21H97ZM106 23H107V22H106ZM114 23H115V22H114ZM117 23H118V22H117ZM136 23H137V22H136ZM152 23L154 24V22H152ZM152 23H151V24H152ZM167 23H168V22H167ZM5 24H6V23H5ZM23 24H24V23H23ZM26 24H27V23H26ZM32 24H29V25H31V26L33 27L34 24H33V25H32ZM35 24H36V23H35ZM43 24H44V23H43ZM43 24H42V25H43ZM63 24H64V22H63ZM63 24H62V25H63ZM67 24H65V25H67ZM87 24H89V23H87ZM99 24H101V23H99ZM103 24H105L104 21H103ZM115 24H116V23H115ZM125 24H126V23H125ZM132 24H133V23H132ZM151 24H150V25H151ZM188 24H189V23H188ZM188 24H187V26H188ZM190 24H191V23H190ZM212 24H213V23H212ZM6 25H8V24H6ZM6 25H5V26H6ZM21 25H22V24H21ZM42 25L40 24L39 26H42ZM44 25H45V24H44ZM48 25H49V24H48ZM50 25H51V24H50ZM58 25H59V24H58ZM80 25H81V24H80ZM80 25H79V26H80ZM82 25H83V24H82ZM97 25H98V24H97ZM101 25H102V24H101ZM101 25H100V26H101ZM112 25H113V22H112ZM122 25H124V24H122ZM130 25H131V24H130ZM134 25H135V24H134ZM136 25H137V24H136ZM136 25H135V26H136ZM145 25H147V23H146ZM156 25H157V24H156ZM156 25H155V26L153 25L154 28L156 27ZM159 25H160V23H159ZM162 25H163V24H162ZM180 25H181V24H180ZM1 26H2V25H1ZM1 26H0V27H1ZM16 26H17V25H16ZM16 26H14V27H16ZM19 26H20V25H19ZM24 26H25V25H24ZM46 26H47V25H46ZM46 26H45V27H46ZM52 26H53V25H52ZM56 26H57V25H56ZM56 26H55V27H56ZM60 26H61V25H60ZM63 26H64V25H63ZM70 26H71V25H70ZM74 26H76V25H74ZM90 26H91V25H90ZM93 26H94V25H93ZM93 26H92V27H93ZM116 26H117V25H116ZM116 26H115V27H116ZM118 26H120V25L118 24ZM124 26H125V25H124ZM153 26H152V27H153ZM166 26H167V24H166ZM184 26L186 27L185 24H184ZM198 26H199V25H198ZM26 27H28V26L26 25ZM29 27H30V26H29ZM29 27H28V29H26V28H24V29H25V30H29V29H30ZM36 27H37V26H36ZM45 27H44V28H45ZM61 27H62V26H61ZM61 27H59V28H61ZM72 27H73V25H72ZM81 27H82V26H81ZM84 27H85V26H84ZM87 27H89V26H87ZM102 27H103V26H102ZM104 27H106V26H104ZM107 27H108V26H107ZM107 27H106V28H107ZM110 27H111V26H110ZM113 27H114V26H113ZM113 27H112V30H113ZM115 27H114V28H115ZM121 27H122V26H121ZM132 27H133V26H132ZM146 27H147V26H146ZM148 27H149V24H148ZM148 27H147V29L150 28V27H149V28H148ZM157 27H159V26L157 25ZM168 27H169V25H168ZM189 27L192 28V26H189ZM189 27H186L187 29H186V28H185V29L188 31V28H189ZM193 27H194V26H193ZM6 28H7V27H6ZM10 28H11V27H10ZM12 28H13V27H12ZM18 28H19V27H18ZM18 28H17V29H18ZM22 28H23V26H22ZM34 28H35V27H34ZM48 28H50V27L48 26ZM48 28H47V29H48ZM62 28L64 29V28H66V27H62ZM62 28H61V30H63ZM67 28H69V27H67ZM73 28H74V27H73ZM89 28H91V27H89ZM89 28H88V29H89ZM106 28H105V29H106ZM125 28H126V27H125ZM137 28H139V27H137ZM140 28H141V26H140ZM174 28H176V27H174ZM211 28H212V27H211ZM13 29H15V28H13ZM50 29H52V28H50ZM50 29H48V30H50ZM83 29H85V28H83ZM95 29H97L96 26H95ZM116 29H117V27H116ZM116 29H115V30H116ZM144 29H145V28H144ZM155 29H156V28H155ZM172 29H173V28H172ZM172 29H171V30H172ZM178 29H179V27H178ZM178 29H177V30H178ZM185 29H184V30H185ZM195 29H196V28H195ZM4 30H5V29H4ZM19 30H20V29H19ZM30 30H31V29H30ZM34 30H35V29H34ZM64 30H66V29H64ZM85 30H86V29H85ZM89 30H90V29H89ZM93 30H94V28H93ZM93 30H92V31H93ZM99 30H100V28H99ZM121 30H124V29H121ZM138 30H139V29H138ZM140 30H141V29H140ZM145 30H146V29H145ZM151 30H152V29H151ZM192 30H194V29H192ZM8 31H9V29H8ZM20 31H21V30H20ZM52 31H56V29H55V30H52ZM52 31H50V32H52ZM57 31H58V30H57ZM57 31H56V32H57ZM94 31H96V30H94ZM94 31H93V32H94ZM101 31H102V30H101ZM107 31H108V30H107ZM109 31H110V30H109ZM109 31H108V32H109ZM129 31H130V29H129ZM135 31H136V30H135ZM142 31H143V30H142ZM152 31H154V30H152ZM155 31H157V30H155ZM168 31H169V30H168ZM168 31H167V32H168ZM187 31H186V32H187ZM2 32H3V29H2V31H1V33H2ZM12 32H13V31H12ZM14 32H15V31H14ZM22 32H24V30H23ZM26 32L29 33V31H26ZM56 32H55V33H56ZM60 32H63V31H60ZM71 32H72V31H71ZM71 32H70V33H71ZM83 32H84V31H83ZM90 32H91V31H90ZM111 32H114V31H111ZM148 32H150V30H149ZM157 32H158V31H157ZM163 32H164V31H163ZM184 32H185V31H184ZM193 32H194V31H193ZM3 33H4V32H3ZM3 33H2L1 35H3ZM7 33H9V32H7ZM88 33H89V31H88L87 33L85 32V34H88ZM91 33H92V32H91ZM98 33H99V32H98ZM109 33H110V32H109ZM118 33H119V32H118ZM118 33H117V34H118ZM137 33H139V32L137 31ZM141 33H142V32H141ZM168 33H169V32H168ZM168 33H166V34H168ZM170 33H171V32H170ZM198 33H199V32H198ZM213 33H214V32H213ZM216 33H217V32H216ZM9 34H10V33H9ZM29 34H30V33H29ZM63 34H64V33H63ZM81 34H82V33H81ZM107 34H108V33H107ZM110 34H111V33H110ZM124 34H126V33H124ZM124 34H123V36H124ZM144 34H145V33H144ZM160 34H161V33H160ZM178 34H179V33H178ZM186 34H187V33H186ZM189 34H191V33H189ZM192 34H193V33H192ZM192 34H191V35H192ZM200 34H201V33H200ZM203 34H204V33H203ZM206 34H207V33H206ZM214 34H215V33H214ZM217 34H218V33H217ZM224 34H225V33H224ZM4 35H6V34H4ZM13 35H14V34H13ZM15 35H16V32H15ZM18 35H21V33L18 34ZM70 35H71V34H70ZM92 35H94V34L92 33ZM140 35H141V34H140ZM142 35H143V34H142ZM146 35H147V34H146ZM156 35H158V34H156ZM164 35H165V34H164ZM184 35H185V34H184ZM191 35H190V36H191ZM195 35H196V34H195ZM35 36H37V35H35ZM42 36H43V34H42ZM44 36H45V34H44ZM46 36H50V35H46ZM46 36H45V37H46ZM75 36H76V35H75ZM87 36H88V35H87ZM89 36H91V35L89 34ZM89 36H88V37H89ZM97 36H98V35H97ZM108 36H109V35H108ZM110 36H112V35H110ZM128 36H129V34H128L127 36L125 35L126 38H127ZM136 36H137V35H136ZM136 36H135V38H136ZM190 36H189V38H190ZM193 36H194V35H193ZM218 36H219V35H218ZM29 37H31V36H29ZM38 37H40V36H38ZM69 37H70V36H69ZM73 37H74V36H73ZM77 37H78V36H77ZM95 37H96V36H95ZM106 37H107V36H106ZM115 37H116V36H115ZM118 37H119V36H118ZM142 37H143V36H142ZM153 37H155V36H153ZM171 37L173 38V36H171ZM194 37H195V36H194ZM198 37H199V36H198ZM210 37H211V36H210ZM213 37L215 38V36H213ZM235 37H236V35H235ZM240 37H241V36H240ZM244 37H245V36H244ZM244 37H241V38H243V39H241V40H244ZM16 38H18V37H16ZM19 38H20V37H19ZM24 38H25V37H24ZM48 38H49V37H48ZM55 38H56V37H55ZM55 38H54V39H55ZM82 38H84V37H82ZM110 38H113V37H110ZM110 38H109V39H110ZM151 38H152V37H151ZM164 38H165V37H164ZM164 38H163V39H164ZM203 38H204V37H203ZM229 38H230V37H229ZM246 38H247V37H246ZM251 38H252V37H251ZM43 39H44V37H43ZM46 39H47V38H46ZM51 39H53V38H51ZM51 39H50V40H51ZM80 39H81V37H80ZM90 39H91V38H90ZM117 39H118V38H117ZM117 39L115 40V38H114L115 41H117ZM133 39H134V38H133ZM142 39H143V38H142ZM157 39H158V38H157ZM185 39H186V38H185ZM190 39H191V38H190ZM198 39H200V38H198ZM217 39H219V38H217ZM222 39H226V38H222ZM235 39H236V38H235ZM239 39H240V38H239ZM253 39H254V38H253ZM10 40H12V39H10ZM22 40H23V39H22ZM32 40H33V39H32ZM41 40H42V39H41ZM44 40H45V39H44ZM48 40H49V39H48ZM56 40H58V38H57ZM68 40H69V39H68ZM78 40H79V39H78ZM92 40H93V39H92ZM95 40H96V39H95ZM104 40H105V39H104ZM107 40H108V38H107ZM111 40H112V39H111ZM118 40H121V39L119 38ZM122 40H123V39H122ZM136 40H137V39H136ZM138 40H141L140 37H139ZM152 40H153V39H152ZM169 40H170V39H169ZM177 40H178V39H177ZM177 40H176V41H177ZM182 40H183V39H182ZM193 40H194V39H193ZM196 40H197V39H196ZM20 41H21V40H20ZM20 41H19V42H20ZM51 41H52V40H51ZM59 41H61V40H59ZM59 41H58V42H59ZM87 41H90V40L87 39ZM98 41H99V40H98ZM98 41H97V42H98ZM108 41H109V40H108ZM143 41H144V40H143ZM148 41H149V40H148ZM148 41H147V43H148ZM150 41H151V39H150ZM153 41L155 42V40H153ZM153 41H152V42H153ZM161 41H162V40H161ZM194 41H195V40H194ZM223 41H224V40H223ZM247 41H248V40H247ZM3 42H4V41H3ZM7 42H8V41H6V43H7ZM13 42H14V39H13ZM17 42H18V41H17ZM19 42L16 43V44H19ZM32 42H33V41H32ZM45 42H46V40H45ZM67 42H68V41H67ZM83 42H84V39H83ZM103 42H104V41H103ZM103 42H102V43H103ZM109 42H110V41H109ZM125 42H126V40H125ZM129 42H131V41H129ZM152 42H151V43H152ZM157 42H158V40H157ZM157 42H156V43H157ZM165 42H166V41H165ZM167 42H168V41H167ZM177 42H178V41H177ZM191 42H192V41H191ZM196 42H197V41H196ZM219 42H220V41H219ZM228 42H230V41H228ZM228 42H226V43H228ZM245 42H246V41H245ZM255 42H256V41H255ZM21 43H22V42H21ZM28 43H29V42H28ZM33 43H36V42H33ZM71 43H72V42H71ZM81 43H82V42H81ZM85 43H87V42H85ZM90 43H91V42H90ZM117 43H118V41H117ZM120 43H121V41H120ZM122 43H124V42H122ZM122 43H121V44H122ZM149 43H150V42H149ZM189 43H190V40H189ZM199 43H200V42H199ZM203 43H204V42H203ZM215 43H216V42H215ZM220 43H221V42H220ZM243 43H244V42H243ZM251 43H252V42H251ZM26 44H27V43H26ZM36 44H37V43H36ZM47 44H48V43H47ZM58 44H59V43H58ZM65 44H67V43H65ZM65 44H64V46H66V48H67L68 46L65 45ZM72 44H73V43H72ZM82 44H83V43H82ZM88 44H89V43H88ZM103 44H104V43H103ZM127 44H128V43H127ZM196 44H197V43H196ZM221 44H222V43H221ZM254 44H255V43H254ZM5 45H6V44H5ZM5 45H4V47H5ZM10 45H11V44H10ZM34 45H35V44H34ZM59 45H60V44H59ZM74 45H75V44H74ZM74 45H73V46H74ZM83 45H84V44H83ZM99 45H100V44H99ZM106 45H107V43H106ZM122 45H123V44H122ZM144 45H146V43H144ZM150 45H151V44H150ZM152 45H153V44H152ZM169 45H170V44H169ZM183 45H184V44H183ZM216 45H217V44H216ZM226 45H227V44H226ZM1 46H2V45H1ZM18 46H19V45H18ZM36 46H37V45H36ZM42 46H43V45H42ZM44 46H45V45H44ZM44 46H43V48H44ZM49 46H50V45H49ZM54 46H55V44H54ZM61 46H62V45H61ZM75 46H76V45H75ZM86 46H87V45H86ZM115 46H116V45H115ZM119 46H120V45H119ZM130 46H131V45H130ZM142 46H143V44H142ZM157 46H158V45H157ZM170 46H171V45H170ZM186 46H187V45H186ZM217 46H219V45H217ZM228 46H229V45H228ZM2 47H3V46H2ZM6 47H7V45H6ZM19 47H20V46H19ZM32 47H33V46H32ZM56 47H57V46H56ZM88 47H89V46H88ZM106 47H107V46H105V48H106ZM108 47L110 48V46H108ZM133 47H134V44H133ZM133 47H132V49H133ZM188 47H189V46H188ZM190 47H191V46H190ZM190 47H189V48H190ZM192 47H193V44H192ZM194 47H195V46H194ZM219 47H220V46H219ZM225 47H226V46H225ZM225 47L223 46V48H225ZM229 47H231V46H229ZM10 48H11V47H10ZM26 48H27V47H26ZM114 48H115V47H114ZM116 48H117V47H116ZM118 48H119V47H118ZM129 48H130V47H129ZM156 48L158 49V47H156ZM160 48H161V47H160ZM226 48H227V47H226ZM6 49H7V48H6ZM13 49H14V48H13ZM16 49H17V48H16ZM34 49H35V47H34ZM51 49H52V48H51ZM51 49H50L49 51H51ZM60 49H62V48H60ZM67 49H68V48H67ZM67 49H66V50H67ZM72 49H73V48H71V50H72ZM79 49H80V48H79ZM83 49H84V48H83ZM100 49H101V47H100ZM126 49H127V48H126ZM137 49H138V48H137ZM137 49H136V50H137ZM141 49H142V48H141ZM141 49H140V50H141ZM143 49H144V47H143ZM143 49H142V50H143ZM150 49H151V47H150ZM150 49H149V50H150ZM152 49H153V47H152ZM152 49H151V50H152ZM154 49H155V48H154ZM157 49H155V50L158 51ZM185 49H187V48H185ZM196 49H197V48H196ZM228 49H230V48H228ZM239 49H240V48H239ZM243 49H245V48H243ZM251 49H252V48H251ZM251 49H249V50H251ZM14 50H15V49H14ZM24 50H25V49H24ZM26 50H27V49H26ZM26 50H25V51H26ZM56 50H58V48H57ZM64 50H65V49H64ZM77 50H78V49H77ZM81 50H82V49H81ZM85 50H86V49H85ZM88 50H89V49H88ZM133 50H134V49H133ZM138 50H139V49H138ZM194 50H195V49H194ZM217 50H218V49H217ZM236 50H237V49H236ZM245 50H246V49H245ZM252 50H253V49H252ZM4 51H5V49H4ZM10 51H12V49H11ZM10 51H9V52H10ZM19 51H20V53H21V50H19ZM22 51H23V50H22ZM27 51H28V50H27ZM31 51H32V50H31ZM34 51H35V50H34ZM37 51H38V50H37ZM52 51H53V50H52ZM67 51H68V50H67ZM89 51H90V50H89ZM89 51H87V52H89ZM95 51H96V50H95ZM105 51H106V49H105ZM108 51H110V50H108ZM108 51H106L105 53H107ZM125 51H126V50H125ZM127 51H128V50H127ZM166 51H167V50H166ZM189 51H190V50H189ZM200 51H201V50H200ZM215 51H216V50H215ZM223 51H224V50H223ZM225 51H226V50H225ZM2 52H3V51H2ZM2 52H1V53H2ZM16 52H17V51H16ZM40 52H41V51H40ZM54 52H55V51H54ZM80 52L82 53V51H80ZM84 52H86V51H84ZM87 52H86V53H87ZM112 52H114V51H112ZM116 52H117V51H116ZM147 52H148V51H147ZM153 52H154V51H153ZM159 52H160V55H161V54H162V53H161V50H160ZM168 52H170V51H168ZM191 52H192V51H191ZM195 52H196V50H195ZM218 52H219V51H218ZM220 52H221V51H220ZM233 52H234V51H233ZM245 52H246V51H245ZM248 52H249V51H248ZM252 52H254V51H252ZM252 52H249V53L251 54ZM7 53H8V52H7ZM7 53H6V54H7ZM46 53H47V51H46ZM56 53H57V52H56ZM63 53H64V52H63ZM86 53H84V54H86ZM119 53H120V52H119ZM126 53H127V52H126ZM126 53H125V54H126ZM129 53H130V51H129ZM129 53H128V54H129ZM137 53H138V52H137ZM140 53H141V52H140ZM145 53H146V51H145ZM145 53H144V54H145ZM149 53H151V52H149ZM154 53H155V52H154ZM154 53H153V54H154ZM164 53H165V51H164ZM170 53H171V52H170ZM189 53H190V52H189ZM193 53H194V52H193ZM203 53H204V52H203ZM216 53H217V52H216ZM4 54H5V53H4ZM4 54H3V55H4ZM12 54H13V53H11V55H12ZM17 54H19V53H17ZM17 54H16V55H17ZM24 54H25V52H24ZM30 54H31V53H30ZM43 54H44V53H43ZM67 54H68V53H67ZM90 54H91V53H90ZM107 54H108V53H107ZM111 54H112V53H111ZM114 54H115V53H114ZM132 54H133V53H132ZM135 54H136V53H135ZM174 54H175V53H174ZM214 54H215V53H214ZM227 54H228V53H227ZM234 54H235V53H234ZM252 54H253V53H252ZM8 55H9V54H8ZM8 55H7V58H9ZM19 55H22V54H19ZM25 55H26V54H25ZM33 55H34V54H32V56H33ZM37 55H39V54H37ZM69 55H70V54H69ZM73 55H74V54H73ZM76 55H77V54H76ZM86 55H87V54H86ZM88 55H89V54H88ZM91 55L94 57L95 54H91ZM99 55H100V54H99ZM104 55H105V54H104ZM108 55H109V54H108ZM139 55H140V54H139ZM141 55H142V54H141ZM165 55H166V54H165ZM172 55H173V54H172ZM192 55H193V54H192ZM196 55H197V54H196ZM202 55H203V54H202ZM204 55H205V54H204ZM204 55H203V56H204ZM209 55H210V54H209ZM224 55H225V54H224ZM32 56H31V57H32ZM42 56H43V55H42ZM55 56H56V54H55ZM63 56H64V55H63ZM77 56H78V55H77ZM77 56H76V57H77ZM79 56H80V55H79ZM92 56H90L91 59L93 58ZM110 56H111V55H110ZM124 56H125V55H124ZM133 56H134V55H133ZM136 56H137V55H136ZM154 56H155V55H154ZM157 56H159V55L157 54ZM167 56H168V55H167ZM188 56H189V55H188ZM207 56H208V55H207ZM229 56H230V55H229ZM243 56H244V55H243ZM246 56H247V55H246ZM5 57H6V56H5ZM5 57H4V58H5ZM17 57H18V55H17ZM44 57H45V56H44ZM52 57H53V55H52ZM65 57H66V56H65ZM70 57H71V55H70ZM87 57H88V56H87ZM87 57H86V59H87ZM106 57L108 58V56H106ZM126 57H127V56H126ZM128 57H129V56H128ZM140 57H141V56H140ZM155 57H156V56H155ZM168 57H169V56H168ZM196 57H197V56H196ZM196 57H192V58L195 59ZM210 57L212 58L211 55H210ZM220 57H221V56H220ZM232 57H233V55H232ZM35 58H36V57H35ZM35 58H34V59H35ZM53 58H54V57H53ZM74 58H75V57H74ZM94 58H95V57H94ZM107 58H106V59H107ZM117 58H118V57H117ZM121 58H122V57H121ZM121 58H120V59H121ZM146 58H147V57H146ZM146 58H145V59H146ZM159 58H160V57H159ZM169 58H170V57H169ZM176 58H177V57H176ZM184 58H185V57H184ZM197 58H198V57H197ZM211 58H210V59H211ZM243 58H244V57H243ZM249 58H250V56H249ZM14 59H16V57H15ZM14 59H13V60H14ZM17 59H18V58H17ZM41 59H43V58H41ZM58 59H59V58H58ZM71 59H73V57H72ZM81 59H82V58H81ZM95 59H96V58H95ZM102 59H103V58H97V59H96V62H98V64L103 65V66H104V69L107 67L106 69L108 70V68H109V70L111 71V67H109V66L107 65V63L104 62V60H102ZM112 59H113V58H112ZM152 59H153V57H152ZM157 59H158V57H157ZM162 59H163V58H162ZM179 59H180V58H179ZM185 59H186V58H185ZM198 59H199V58H198ZM200 59H201V57H200ZM210 59H209V60H210ZM213 59H214V56H213ZM223 59H224V58H223ZM234 59H236V58H234ZM240 59H241V58H240ZM50 60H51V59H50ZM56 60H57V57H56ZM84 60H85V59H84ZM89 60H90V59H89ZM93 60H94V59H93ZM93 60H92V61H93ZM98 60H99V61H98ZM136 60H138V59H136ZM147 60H150V59H147ZM153 60H154V59H153ZM195 60H197V59H195ZM209 60H208V61H209ZM227 60H228V58H227ZM250 60H251V59H250ZM255 60H256V59H255ZM19 61H20V59H19ZM19 61H18V62H19ZM31 61H32V59H31ZM67 61H68V60H67ZM73 61H74V60H73ZM73 61H72V62H73ZM75 61H76V60H75ZM81 61L83 62V60H81ZM85 61H86V60H85ZM85 61H84V62H85ZM109 61H110V60H109ZM118 61H119V60H118ZM121 61H122V60H121ZM167 61H168V60H167ZM171 61H172V60H171ZM210 61H211V60H210ZM6 62H7V61H6ZM12 62H13V61H12ZM25 62H26V61H25ZM37 62H38V61H37ZM65 62H66V61H65ZM76 62H77V61H76ZM90 62H91V61H90ZM111 62H113V61L111 60ZM111 62H110V63H111ZM115 62H116V61H115ZM126 62H127V61H126ZM135 62H136V61H135ZM137 62L139 63V60H138ZM141 62H142V61H141ZM141 62H140V63H141ZM146 62H147V61H146ZM154 62H155V60H154ZM173 62H176V61H173ZM178 62H179V61H178ZM180 62H182V61H180ZM191 62H192V61H191ZM193 62H194V61H193ZM197 62H198V60H197ZM211 62H212V61H211ZM221 62H222V61H221ZM254 62H255V61H254ZM254 62H253V63H254ZM10 63H11V62H10ZM19 63H20V62H19ZM47 63H48V62H47ZM50 63H51V62H50ZM62 63H63V62H62ZM92 63H93V62H92ZM119 63H120V62H119ZM159 63H160V62H159ZM164 63H165V62H164ZM229 63H230V62H229ZM244 63H245V62H244ZM12 64H13V63H12ZM15 64H16V63H15ZM17 64H18V63H17ZM22 64H23V63H22ZM27 64H28V63H27ZM83 64H84V63H83ZM112 64H113V63H112ZM112 64H111V65H112ZM120 64H121V63H120ZM122 64H123V63H122ZM144 64H146V63H144ZM144 64H143V65H144ZM150 64H151V62H150ZM180 64H181V63H180ZM204 64H205V63H204ZM210 64H211V63H210ZM224 64H225V62H224ZM242 64H243V63H242ZM256 64H257V63H256ZM31 65H32V64H31ZM39 65H40V64H39ZM53 65H54V64H53ZM59 65H60V64H59ZM81 65H82V63H81ZM92 65H93V67H94V64H92ZM96 65H97V64H96ZM116 65H118V62L116 63ZM116 65H115V66H116ZM127 65H128V64H127ZM152 65L154 66L155 64H152ZM182 65H183V64H182ZM185 65H186V64H185ZM187 65H188V64H187ZM240 65H241V64H240ZM240 65H239V66H240ZM7 66H8V64H7ZM33 66H34V65H33ZM54 66H55V65H54ZM79 66H80V65H79ZM122 66H123V65H122ZM140 66H141V64H140ZM159 66H161V65H159ZM171 66H172V65H171ZM188 66H189V65H188ZM188 66H187V67H188ZM199 66H200V65H199ZM205 66H206V65H205ZM207 66H208V65H207ZM226 66H227V65H226ZM231 66H232V65H231ZM244 66H245V65H244ZM8 67H9V66H8ZM8 67H7V69H8ZM27 67H28V66H27ZM30 67H31V66H30ZM34 67H35V66H34ZM117 67H119V65H118ZM129 67H130V66H129ZM138 67H139V64H138ZM142 67H143V66H142ZM145 67H146V66H144V68H145ZM155 67H156V66H155ZM161 67H162V66H161ZM168 67H170V66L168 65ZM187 67H186V68H187ZM201 67L204 68L202 65H201ZM220 67H221V66H220ZM220 67H219V68H220ZM232 67H233V66H232ZM15 68H16V67H15ZM18 68H19V67H18ZM38 68H39V67H38ZM40 68H41V67H40ZM57 68H58V67H57ZM57 68H56V69H57ZM61 68H62V67H61ZM83 68H84V67H83ZM119 68H120V67H119ZM122 68H123V67H122ZM122 68H120V69H122ZM132 68H133V67H132ZM136 68H137V67H136ZM147 68H148V67H147ZM164 68H165V67H164ZM184 68H185V67H184ZM207 68H208V67H207ZM224 68H225V67H224ZM22 69H23V68H22ZM25 69H26V68H25ZM31 69H32V68H31ZM31 69H30V70H31ZM36 69H37V68H36ZM36 69H35V70H36ZM41 69H42V68H41ZM45 69H47V68H45ZM52 69H53V68H52ZM92 69H93V68H92ZM95 69H96V68H95ZM100 69L102 70V66H101ZM120 69H119V70H120ZM123 69H124V68H123ZM127 69H128V68H127ZM137 69H138V68H137ZM150 69H151V68H150ZM152 69H153L152 72L155 71L154 68H152ZM157 69H158V67H157ZM157 69H156V70H157ZM159 69H160V68H159ZM172 69H173V68H172ZM175 69H176V67H175ZM175 69H174V70H175ZM194 69H195V68H194ZM198 69H199V68H198ZM209 69H210L209 71H211V68H209ZM216 69H217V68H216ZM216 69H215V70H216ZM239 69H240V68H239ZM239 69H238V70H239ZM16 70H17V69H16ZM35 70H34V71H35ZM76 70H77V69H76ZM93 70H94V69H93ZM101 70H100V71H101ZM128 70H129V69H128ZM134 70H135V69H134ZM138 70H139V69H138ZM144 70H145V69H144ZM147 70H148V69H147ZM165 70H166V69H165ZM170 70H171V69H170ZM176 70H177V69H176ZM185 70H186V69H185ZM199 70H200V69H199ZM201 70H202V69H201ZM201 70H200V71H201ZM212 70L214 71V69H212ZM229 70H230V68H229ZM251 70H252V69H251ZM18 71H19V70H18ZM47 71H48V70H47ZM52 71H53V70H52ZM65 71H66V69H65ZM67 71H68V70H67ZM67 71H66V72H67ZM84 71H85V70H84ZM104 71H106V70H104ZM112 71H115V70H112ZM160 71H161V69H160ZM183 71H184V70H183ZM213 71H212V73H213ZM235 71H236V70H235ZM242 71H243V70H242ZM253 71H254V69H253ZM8 72H9V71H8ZM19 72H20V71H19ZM21 72H23V71H21ZM42 72H43V74H44L45 71L42 70ZM80 72H81V71H80ZM91 72H92V71H91ZM94 72H95V71H94ZM96 72H98V69H97ZM118 72H119V71H118ZM120 72H121V71H120ZM123 72H124V71H123ZM123 72H122V74H123ZM127 72H128V71H127ZM127 72H126V73H127ZM133 72H134V71H133ZM143 72L145 73V71H143ZM161 72H163V71H161ZM194 72H195V71H194ZM198 72H199V71H196V73H198ZM205 72H206V71H205ZM223 72H224V71H223ZM223 72H221V74H222ZM230 72H231V71H230ZM239 72H240V71H239ZM14 73H15V72H14ZM14 73H13V75H14ZM29 73H32V72H29ZM78 73H79V72H78ZM83 73H84V72H83ZM86 73H87V72H86ZM100 73H101V72H100ZM106 73H108V72H106ZM106 73H105V74H106ZM111 73H112V72H111ZM115 73H116V71H115ZM126 73H125V74H126ZM134 73H135V72H134ZM138 73H139V72H138ZM148 73H149V72H148ZM159 73H160V72H159ZM191 73H192V72H191ZM208 73H209V72H208ZM226 73H227V72H226ZM255 73H256V72H255ZM261 73H262V72H261ZM33 74H34V73H33ZM59 74H60V73H59ZM68 74H69V72H68ZM76 74H77V73H76ZM112 74L114 75V72H113ZM125 74L122 75V77H121L120 73H117L116 78H114V76H113V78H112V79H115V80H113V81L110 80V81L114 84V86H115V88H113L114 90L116 89L120 94H122V95L124 96V98L126 97V98L129 99L130 101L133 100L132 103L135 102L137 105H139L138 107H141V108H143V109H146L147 111H151L150 113H154V114H156L157 117H159L160 119H162L163 121L166 122L165 125H166L167 123H169V125H172L174 128H176V130H179V131H180V132L178 131L179 134H181V132L184 133V134H185V135L183 134L184 137L187 136V137H185V138H190L191 140L194 138V139H196L197 141H200V143H202V144H204V145H207V147H208V146H209V147H213V149L218 147V148L221 150L222 155L224 156V161H222V162H225V163H226V168L224 167L225 169H221V168H218V167H215V166L211 165V162H210V161L212 160V159L210 160V156H211V155H209V156L207 157V154H206V155H205V161H202V159L200 158L201 161L203 162V164L200 163L199 161H198L196 164H194V162H193V164H192V162H191L190 164H188V162H187V164L185 163L186 165H184V166H186V167H181V166H180L178 169L176 168V174H175V176H177L178 174L181 175L180 173H181L184 169H185V171H186V168L189 169V168L192 167V166H196L195 168L193 167L194 170H196V171H194L195 174H196V176H199V172H203V173H201L202 176H203V174H204V176L209 177V178H208L209 181H210V178H211V180H213V181L216 180L217 183L219 184V188L216 187V188L219 189V193H218V195L220 194V196H222V195L224 196V194H225V196H227V197H229V198H232L234 201L232 200L231 205H234L233 202H238V203H239V202H242V203H243V202L247 201V202H245V203H248V201L250 202L251 200H254V199L257 200V201H260V200L262 199V200H261V201H262L261 203H260V202L258 203L257 201H255V203L257 202V205H256L255 207L258 208V205H259V207H260V205L262 206V204H263V209H260L261 207L258 209V210H262V211H260V212L262 213V214H260V215H262V216H261L262 218H260V219H262V220H260V221L258 220V221H259V225H262L261 227H260V226H259V227L262 228V230H263V231H262V234H263V235L260 234V236L262 235V237H263V238L261 237L262 240L260 239V241H262V242H260V243H262V247H263V251H262V252H263V257L260 256V258H262L263 261H262V259H260V258H259V259L262 261V262H260V264H262V263L264 264V145H262V144H264V142L261 140L262 138L257 137L258 135L255 136L256 138H254L253 135H256V134H255L256 131L254 132V130H252V134H248L247 131H246L245 133H247V135H244L243 137L240 136V137H242L241 139H240V138H239V139H236L235 136H234L233 134H232V135L229 134V132H228V134H226V135L224 134L225 136H223V137H221V136H217V135H219V134H217V133H218L217 129H213V128H214L213 126H215L216 124H214V125H213V124L210 125L211 123H210L209 121H202L203 123H201V121H200V117H198V116H201L200 113H199V115L196 114V115H197V118H196L195 116H194V118H192L193 116H192L191 114L189 115V114H185V113H184L185 110H183V109H180V110H179V109L173 107V106H175V105H173V104H174V103H175V104L177 103V102H175V101H176L175 99H176L177 97H176V96H173L174 98L176 97L175 99H173V97H172V99H170V98L167 99L166 97H167V96H168V97H171L172 95H170V94H172L174 91H172V93L169 92L170 94H169V95L167 94V96L165 97L168 101H165V100H164L165 102H168V104H171L170 106H169L168 104L165 105L166 103H165V104H161V103H160L161 101H157V99H156L155 96H154L153 99H156V102H155V100H153V101L148 100L149 97H151V94H149L150 96H147V94L149 93L148 91H147L148 93L145 92V93H146L145 97H146V99H147V100H145L144 98H142V97H144V96H142V97L139 96V94H138V93H139V92H138V91H139V87H138V85L136 86L137 81H138L139 79H141V78H139V79L136 78V79H138V80H137V81L135 80V81H136V84H135V81L131 82V81L129 80V79L134 78V77H132V76H131V78L128 77V76L130 75V74H129V75L127 76L129 79H125V78H127V77L124 78V76H126L128 73H127L126 75H125ZM162 74H163V73H162ZM173 74H174V73H173ZM173 74H172V75H173ZM176 74H177V73H176ZM182 74H183V73H182ZM199 74H201V73L199 72ZM203 74H204V73H203ZM218 74H219V73H218ZM247 74H249V73H247ZM19 75H20V74H19ZM22 75L24 76L23 73L21 74V76H22ZM41 75H42V74H41ZM48 75H49V74H48ZM48 75H47V76H48ZM53 75H54V74H53ZM64 75H67V74H64ZM92 75H94V74H92ZM96 75H97V74H96ZM99 75H100V74H99ZM106 75H107V74H106ZM183 75H184V74H183ZM192 75H194V74H192ZM192 75H191V76H192ZM195 75H196V74H195ZM206 75H208V74H206ZM214 75H215V74H214ZM223 75H224V74H223ZM230 75H231V74H230ZM233 75H234V74H233ZM21 76H20V77H21ZM42 76H43V75H42ZM42 76L39 75V77H42ZM44 76H45V75H44ZM71 76H72V75H71ZM108 76H110V74H108ZM135 76H136V74H135ZM147 76H148V75H147ZM150 76H151V74H150ZM156 76H157V75H156ZM211 76H212V74H211ZM218 76H220V75H218ZM225 76H226V75H225ZM228 76H229V75H228ZM235 76H236V75H235ZM237 76H238V75H237ZM10 77H12V75H11ZM26 77H27V76H26ZM28 77H29V76H28ZM32 77H33V76H32ZM69 77H70V76H69ZM69 77H68V79H69ZM73 77H74V76H73ZM91 77H92V76H91ZM98 77H99V76H98ZM106 77H107V76H106ZM151 77H153V76H151ZM151 77H150V79H151ZM165 77H166V76H165ZM193 77H195V76H193ZM221 77H222V76H221ZM241 77H242V76H241ZM24 78H25V76H24ZM24 78H23V79H24ZM49 78H50V77H49ZM61 78H65V77H62V76H61ZM66 78H67V77H66ZM75 78H76V77H75ZM77 78H78V77H77ZM96 78H97V77H96ZM110 78H111V77H110ZM154 78H155V77H154ZM182 78H183V77H182ZM215 78H216V77H215ZM222 78H223V77H222ZM232 78H233V77H232ZM236 78H237V77H236ZM12 79H13V77H12ZM41 79H42V78H41ZM47 79H48V78H47ZM47 79H46V81H47ZM51 79H52V78H51ZM51 79H50V80H51ZM68 79H66V80L68 81ZM71 79L73 80V78H71ZM86 79H87V78H86ZM98 79H99V78H98ZM143 79H144V77H143L141 80H143ZM157 79H158V78H157ZM168 79H170V78H168ZM192 79H193V78H192ZM218 79H219V78H218ZM228 79H229V77H228ZM239 79H240V78H239ZM16 80H17V79H16ZM53 80H54V79H53ZM61 80H62V79H61ZM82 80H83V79H82ZM88 80H89V79H88ZM133 80H134V79H133ZM158 80H159V79H158ZM173 80H174V79H173ZM178 80H179V78H178ZM180 80H181V79H180ZM195 80H196V79H195ZM195 80H194V81H195ZM245 80L247 81V79H245ZM249 80H250V79H249ZM27 81H29V80H27ZM70 81H71V80H70ZM152 81H154V80H152ZM165 81H166V79H165ZM198 81H200V80H198ZM206 81H207V80H206ZM206 81H204V82H206ZM211 81H212V80H211ZM219 81L221 82V80H219ZM246 81H245V82H246ZM17 82H18V81H17ZM43 82H44V81H43ZM63 82H64V81H63ZM68 82H69V81H68ZM76 82H77V81H76ZM140 82H141V81H139V83H140ZM143 82H144V81H143ZM147 82H148V81H147ZM209 82H210V81H209ZM214 82H215V81H214ZM217 82H218V80H217ZM6 83H7V81H6ZM18 83H19V82H18ZM24 83H26V82H24ZM39 83H40V82H39ZM69 83H70V82H69ZM71 83H72V82H71ZM91 83H92V82H91ZM104 83H105V82H104ZM145 83H146V82H145ZM145 83H143V84H145ZM157 83H158V82H157ZM167 83H168V81H167ZM183 83H184V82H183ZM192 83H193V82H192ZM197 83H198V82H197ZM207 83H208V82H207ZM222 83H223V82H222ZM230 83H231V82H230ZM247 83H250V82L247 81ZM8 84H9V83H8ZM42 84H43V83H42ZM63 84H64V83H63ZM101 84H102V83H101ZM113 84H111L112 86L110 85L111 88L113 87ZM152 84H156V83H152ZM219 84H220V83H219ZM224 84H225V83H224ZM226 84H227V83H226ZM226 84H225V85H226ZM228 84H229V82H228ZM21 85H22V84H21ZM21 85H20V86H21ZM23 85H24V84H23ZM28 85H29V84H27L26 86H28ZM43 85H44V84H43ZM49 85H50V84H49ZM76 85H77V84H76ZM78 85H79V83H78ZM84 85H85V84H84ZM89 85H90V83H89ZM139 85H140V84H139ZM149 85H150V84H149ZM160 85H161V84H160ZM162 85H163V83H162ZM186 85H187V84H186ZM188 85H189V84H188ZM196 85H197V84H196ZM198 85H200V84H198ZM204 85H205V84H204ZM242 85H243V84H242ZM17 86H18V85H17ZM140 86H141V85H140ZM143 86H144V85H143ZM147 86H148V85H147ZM147 86H146V87H147ZM213 86H214V85H213ZM213 86H212V88H213ZM229 86L232 87L231 85H229ZM38 87H39V86H38ZM46 87H47V86H46ZM56 87H57V86H56ZM65 87H66V86H65ZM73 87L75 88V86H73ZM93 87H94V86H93ZM148 87H149V86H148ZM160 87H161V86H160ZM170 87H172L171 84H170ZM184 87H185V86H184ZM202 87H203V86H202ZM238 87H239V86H238ZM6 88H7V86H6ZM76 88H77V86H76ZM76 88H75V89H76ZM91 88H92V87H91ZM141 88H142V87H141ZM154 88H155V87H154ZM154 88H153V89H154ZM162 88H163V87H162ZM167 88H168V87H167ZM167 88H166V89H167ZM173 88H174V87H173ZM175 88H176V87H175ZM190 88H191V87H190ZM190 88L188 87V89H190ZM196 88H197V87H196ZM198 88H199V87H198ZM214 88H215V87H214ZM222 88H223V87H222ZM225 88H226V86H225ZM234 88H235V87H234ZM243 88H244V87H243ZM3 89H4V88H3ZM9 89H10V88H9ZM21 89H22V88H21ZM77 89H78V88H77ZM84 89H85V88H84ZM86 89H87V88H86ZM106 89H107V87H106ZM150 89H151V88H150ZM157 89H159V88H157ZM163 89H164V88H163ZM176 89H177V88H176ZM215 89H217V88H215ZM239 89H240V88H239ZM241 89H242V88H241ZM47 90H49V89H47ZM52 90H53V89H52ZM91 90H92V89H91ZM93 90H94V89H93ZM104 90H105V89H104ZM171 90H172V88H171ZM171 90H170V91H171ZM203 90H204V89H203ZM206 90H207V89H206ZM209 90H210V88H209ZM235 90H236V89H235ZM1 91H2V90H1ZM12 91H13V89H12ZM18 91H19V90H18ZM53 91H54V90H53ZM89 91H90V90H89ZM89 91H88V94H89ZM108 91H109V90H108ZM117 91H114V92L116 93ZM155 91H156V88H155ZM161 91H162V90H161ZM179 91H180V89H179ZM194 91H195V90H194ZM199 91H200V90H199ZM201 91H202V90H201ZM223 91H225V90H223ZM233 91H234V90H233ZM238 91H239V90H238ZM240 91H242V90H240ZM9 92H10V91H9ZM20 92H21V91H20ZM31 92H32V91H31ZM39 92H40V91H39ZM39 92H38V93H39ZM73 92H74V91H73ZM83 92H85V91L83 90ZM92 92H93V91H92ZM96 92H97V91H96ZM99 92H100V91H99ZM118 92H117V93H118ZM150 92H152V94H153V91H150ZM164 92H165V91H164ZM167 92H168V91H167ZM176 92H177V91H176ZM192 92H193V91H192ZM209 92H210V91H209ZM211 92H213V91L211 90ZM216 92H218V91H216ZM227 92H228V91H227ZM231 92H232V91H231ZM2 93H3V92H2ZM4 93H5V92H4ZM12 93H13V92H12ZM42 93H43V92H42ZM47 93H48V92H47ZM51 93H52V92H51ZM65 93H67V91H66ZM71 93H72V92H71ZM77 93H79V92H77ZM77 93H76V94H77ZM142 93H143V92H142ZM179 93H180V92H179ZM185 93H186V92H185ZM188 93H189V92H188ZM237 93H238V92H237ZM5 94L7 95V93H5ZM9 94H10V93H9ZM27 94H28V93H27ZM40 94H41V93H40ZM40 94H39V95H40ZM83 94H84V93H83ZM93 94H94V93H93ZM93 94H92V95H93ZM108 94H110V93H108ZM108 94H107V95H108ZM173 94H174V93H173ZM177 94H178V93H177ZM193 94H194V93H193ZM201 94H202V93H201ZM209 94H210V93H209ZM212 94H213V93H212ZM214 94H215V93H214ZM217 94H219V93H217ZM228 94H229V93H228ZM235 94H236V92H235ZM235 94H232V95H235ZM238 94H239V93H238ZM244 94H245V93H244ZM37 95H38V94H37ZM42 95H43V94H42ZM50 95H51V94H50ZM54 95H55V94H54ZM54 95H53V96H54ZM70 95H71V94H70ZM79 95H80V94H79ZM84 95H86V93H85ZM105 95H106V94H105ZM105 95H101V96L104 97ZM117 95H118V94H117ZM141 95H142V94H141ZM143 95H144V94H143ZM175 95H176V93H175ZM181 95H182V94H181ZM190 95H191V94H190ZM226 95H227V94H226ZM240 95H241V94H240ZM240 95H239V97H240ZM13 96H14V95H13ZM23 96H24V95H23ZM28 96H29V95H28ZM31 96H32V95H31ZM44 96H45V95H44ZM59 96H60V95H59ZM73 96H74V95H73ZM98 96H99V95H98ZM158 96H159V95H158ZM182 96H183V95H182ZM192 96H193V95H192ZM224 96H225V95H224ZM8 97H9V96H8ZM14 97H15V96H14ZM50 97H51V96H50ZM55 97H57V96H55ZM70 97H71V96H70ZM80 97H81V96H80ZM92 97H93V96H92ZM92 97H91V98H92ZM183 97H184V96H183ZM216 97H217V96H216ZM220 97H221V96H220ZM226 97H227V96H226ZM229 97H230V96H229ZM229 97H228V98H229ZM236 97H237V96H236ZM241 97H242V96H241ZM263 97H264V96H263ZM19 98H20V97H19ZM19 98H17V99H19ZM23 98H24V97H23ZM23 98H22V99H23ZM47 98H48V97H47ZM47 98H46V99H47ZM53 98H54V97H53ZM61 98H62V97H61ZM68 98H69V97H67L66 99H68ZM97 98H98V97H97ZM111 98H112V97H111ZM119 98H120V97H119ZM119 98H118V99H119ZM192 98H193V97H192ZM192 98H191V99H192ZM209 98H210V97H209ZM4 99H5V98H4ZM27 99H28V98H27ZM38 99H39V97H38ZM55 99H56V98H55ZM58 99H59V98H58ZM73 99H74V98H73ZM93 99H94V98H93ZM101 99H102V97H101ZM127 99H126V100H127ZM169 99H170V100H169ZM179 99H180V98H179ZM184 99H186V98H183V100H184ZM196 99H197V98H196ZM196 99H195V100H196ZM198 99H199V98H198ZM211 99H212V98H211ZM244 99H245V98H244ZM5 100H6V99H5ZM19 100H20V99H19ZM49 100H50V99H49ZM75 100H77V99H75ZM75 100H73V101H75ZM86 100H87V99H86ZM95 100H96V99H95ZM97 100H98V99H97ZM109 100H110V99H109ZM115 100H116V99H115ZM119 100H120V99H119ZM126 100H125V101H126ZM158 100H160V99H158ZM171 100L174 101L173 104L171 103ZM187 100H189V99H187ZM187 100H186V101H187ZM204 100H206V99H204ZM229 100H230V99H229ZM20 101H21V100H20ZM24 101H25V100H24ZM30 101H31V99H30ZM38 101H39V100H38ZM46 101H47V100H46ZM56 101L58 102V100H56ZM69 101H70V100H69ZM71 101H72V99H71ZM73 101H72V103H73ZM88 101H89V100H88ZM105 101H106V100H105ZM111 101H112V100H111ZM116 101H117V100H116ZM177 101L179 102L178 99H177ZM191 101H192V100H191ZM223 101H224V100H223ZM227 101H228V100H227ZM234 101H235V100H234ZM243 101H244V100H243ZM41 102H42V101H41ZM67 102H68V101H67ZM67 102H66V103H67ZM89 102H90V101H89ZM108 102H109V101H108ZM169 102H170V103H169ZM189 102H190V101H189ZM189 102H188V103H189ZM195 102H198V101H195ZM208 102H209V101H208ZM212 102H213V101H212ZM215 102H216V101H215ZM215 102H214V103H215ZM229 102H230V101H229ZM44 103H46V102L44 101ZM55 103H56V102H55ZM55 103H54V104H55ZM59 103H60V102H59ZM79 103H80V102H79ZM83 103H84V102H83ZM106 103H107V102H106ZM112 103H113V102H112ZM116 103H118V102H116ZM124 103L126 104V103H128V102H124ZM129 103H130V102H129ZM163 103H164V102H163ZM179 103H181V102H179ZM179 103H177V104L180 105ZM199 103H200V102H199ZM202 103H203V102H202ZM216 103H217V102H216ZM216 103H215V104H216ZM224 103H225V102H224ZM230 103H231V102H230ZM39 104H40V103H39ZM41 104H42V103H41ZM47 104H48V103H47ZM64 104H65V103H64ZM68 104H69V103H68ZM81 104H82V103H81ZM92 104H94V103H92ZM103 104H104V103H103ZM177 104H176V107H177ZM190 104H191V103H189L188 105H190ZM206 104H207V103H206ZM225 104H226V103H225ZM237 104H238V103H237ZM243 104H244V103H243ZM261 104H262V102H261ZM52 105H53V104H52ZM55 105H56V104H55ZM86 105H87V104H86ZM89 105H90V104H89ZM110 105H111V104H110ZM112 105H113V104H112ZM112 105H111V106H112ZM121 105H122V104H121ZM133 105H135V104H133ZM137 105H135V106H137ZM172 105H173V106H172ZM184 105H185V104H184ZM188 105H187V106H188ZM221 105H222V104H221ZM229 105H230V104H229ZM10 106H11V105H10ZM23 106H24V105H23ZM25 106H26V105H25ZM36 106H37V105H36ZM44 106H45V105H44ZM57 106H58V105H57ZM57 106H55V107H57ZM59 106H60V105H59ZM70 106H71V105H70ZM75 106L77 107V105H75ZM95 106H96V105H95ZM105 106H108V105H105ZM201 106H202V105H201ZM201 106H200V107H201ZM212 106H214L213 103H212ZM216 106H217V105H216ZM238 106H239V105H238ZM242 106H244V105H242ZM249 106H250V105H249ZM255 106H257V105H255ZM262 106H263V105H262ZM262 106H261V107H262ZM4 107H5V105H4ZM12 107H13V106H12ZM12 107H10V108H12ZM30 107H31V106H30ZM30 107H29V108H30ZM37 107H38V106H37ZM49 107H50V106H49ZM66 107H67V106H66ZM73 107H74V106H72L71 109H72ZM76 107H75V108H76ZM79 107H81V106H79ZM87 107H88V105H87ZM93 107H94V106H93ZM97 107H98V106H97ZM117 107H118V106H117ZM123 107H125V106H123ZM126 107H127V105H126ZM194 107H195V106H194ZM194 107H193V108L191 107V109L195 110ZM197 107H198V106H197ZM205 107H206V106H205ZM209 107H210V106H209ZM219 107H220V106H219ZM219 107H218V108H219ZM230 107H231V106H230ZM82 108H83V107H82ZM85 108H86V107H85ZM128 108H130V107H128ZM133 108H134V107H133ZM135 108H137V107H135ZM179 108H180V107H179ZM211 108H212V107H211ZM241 108H242V107H241ZM245 108H246V107H245ZM256 108H258V107H256ZM1 109H2V107H1ZM4 109H5V108H4ZM15 109H16V108H15ZM57 109H58V108H57ZM63 109H64V108H63ZM73 109H74V108H73ZM80 109H81V108H80ZM93 109H94V108H93ZM99 109H100V108H99ZM107 109H108V108H107ZM186 109H187V108H186ZM189 109H190V108H189ZM196 109H197V108H196ZM203 109H204V108H203ZM215 109H217V108H215ZM222 109H223V108H222ZM233 109H234V108H233ZM233 109H232V111H233ZM238 109H239V108H238ZM243 109H244V108H243ZM247 109H248V107H247ZM259 109H261V108H259ZM39 110H40V109H39ZM43 110H44V109H43ZM52 110H53V109H52ZM64 110H65V109H64ZM66 110H67V109H66ZM83 110H84V109H83ZM83 110H82V111H83ZM100 110H101V109H100ZM110 110H111V109H110ZM117 110H118V109H117ZM182 110H183L184 112H182ZM200 110H202V109H200ZM11 111H12V110H11ZM15 111H16V110H15ZM18 111H19V109H18ZM18 111H17V112H18ZM32 111H33V109H32ZM76 111H77V110H76ZM79 111H80V110H79ZM87 111H89V110H87ZM87 111H86V112H87ZM97 111H98V110H97ZM104 111H105V110H104ZM207 111H208V109H207ZM248 111H249V110H248ZM23 112H24V111H23ZM25 112H26V111H25ZM27 112H28V111H27ZM27 112H26V113H27ZM55 112H56V111H55ZM60 112H61V111H60ZM73 112H74V111H72V113H73ZM86 112H84V113H86ZM94 112H95V111H94ZM191 112H192V111H191ZM199 112H200V111H199ZM215 112H216V111H215ZM215 112H214V113H215ZM222 112H225V111H222ZM249 112H250V111H249ZM10 113H11V112H10ZM28 113H29V112H28ZM32 113H33V112H32ZM36 113H37V112H36ZM44 113H45V110H44ZM48 113H49V112H48ZM64 113H65V112H64ZM64 113H63V114H64ZM97 113H98V112H97ZM106 113H107V112H106ZM106 113H105V114H106ZM113 113H114V112H113ZM125 113H126V112H125ZM187 113H189V111H188ZM208 113H209V112H208ZM214 113H213V114H214ZM0 114H1V113H0ZM7 114H9V113L7 112ZM18 114H19V113H18ZM18 114H17V115H18ZM51 114H53V113H51ZM63 114H61V115L63 116ZM66 114H67V113H66ZM114 114H115V113H114ZM210 114H211V113H210ZM210 114H209V115H210ZM213 114H212V115H213ZM221 114H222V113H221ZM224 114H226V113H224ZM234 114H235V113H233V115H234ZM239 114H240V113H239ZM245 114H246V113H245ZM255 114H258V113H255ZM10 115H12V114H10ZM21 115H22V113H21ZM74 115H75V114H74ZM83 115H84V114H83ZM85 115H86V114H85ZM126 115H127V114H126ZM132 115H133V114H132ZM214 115H215V114H214ZM217 115H218V114H217ZM249 115H250V114H249ZM251 115H252V114H251ZM12 116H13V115H12ZM43 116H44V115H43ZM45 116H46V115H45ZM62 116H61V119L63 118ZM71 116H72V115H71ZM71 116H70V117H71ZM104 116H105V115H104ZM110 116L112 117V115H110ZM110 116H109V117H110ZM114 116H116V115H114ZM133 116H134V115H133ZM241 116H242V115H241ZM255 116H256V115H255ZM262 116H264V115H262ZM262 116H261V117H262ZM64 117H65V116H64ZM67 117H68V116H67ZM70 117H69V118H70ZM72 117H73V116H72ZM83 117H84V116H83ZM121 117H122V116H121ZM135 117H136V116H135ZM201 117H202V116H201ZM204 117H205V116H204ZM209 117H210V116H209ZM216 117H217V116H216ZM235 117H236V116H235ZM242 117H243V116H242ZM242 117H239V118H242ZM50 118H51V117H50ZM59 118H60V117H59ZM69 118H68V120H69ZM74 118H75V117H74ZM76 118H79V117H77V115H76ZM85 118H86V116H85ZM90 118H92V117H90ZM105 118H106V117H105ZM113 118H114V117H113ZM117 118H118V117H117ZM119 118H120V117H119ZM122 118H123V117H122ZM126 118H127V116H126ZM128 118H129V117H128ZM131 118H132V117H131ZM131 118H129V119L131 120ZM136 118H137V117H136ZM136 118H135V119H136ZM144 118H145V116H144ZM229 118H230V117H229ZM244 118H245V117H244ZM244 118H243V119H244ZM53 119H54V118H53ZM79 119H81V118H79ZM86 119H87V118H86ZM124 119H125V118H123V120H124ZM135 119H134V120H135ZM145 119H146V118H145ZM156 119H157V118H156ZM201 119H205V118L202 117ZM220 119H221V118H220ZM225 119H226V121H227V118H225ZM232 119H233V118H232ZM258 119H259V118H258ZM50 120H51V119H50ZM81 120L85 121L84 118L81 119ZM88 120H89V119H88ZM107 120H108V119H107ZM140 120H142V119H140ZM212 120H213V118H212ZM217 120H219V119H217ZM221 120H222V119H221ZM234 120H235V119H234ZM238 120H239V119H238ZM251 120H252V119H251ZM48 121H49V120H48ZM53 121H54V120H53ZM53 121H52V123H53ZM61 121H62V120H61ZM93 121H94V120H93ZM96 121H97V120H96ZM99 121H100V120H99ZM108 121H109V120H108ZM108 121H107V122H108ZM114 121H115V120H114ZM116 121H118V119H117ZM131 121H132V120H131ZM150 121H151V120H150ZM153 121H154V120H153ZM158 121H160V120H158ZM210 121H211V118H210ZM215 121H216V120H215ZM229 121H230V120H229ZM229 121H228V122H229ZM243 121H244V120H243ZM261 121H262V120H261ZM41 122H42V121H41ZM41 122H40V123H41ZM44 122H45V121H44ZM68 122H69V121H68ZM73 122H74V121H73ZM80 122H81L80 124H82V121H80ZM103 122L106 123L104 120H103ZM111 122H112V120H111ZM139 122H140V121H139ZM204 122H209V123H204ZM222 122H223V121H222ZM228 122H227V123H228ZM230 122H231V121H230ZM246 122H248V120H247ZM250 122H251V121H250ZM250 122H248V124H249ZM63 123H64V122H63ZM66 123H67V122H65V124H66ZM75 123H76V120H75ZM75 123H74V124H75ZM77 123H79V121H78ZM92 123H93V122H92ZM132 123H133V122H132ZM157 123H158V122H157ZM160 123H161V122H160ZM160 123H159V124H160ZM212 123H214V122L212 121ZM218 123H219V122H218ZM224 123H225V122H224ZM252 123H254V122H252ZM258 123H259V122H258ZM258 123L255 122L254 125H252V127H253V126H254V127H255V126L258 127V126H259ZM54 124H55V123H54ZM101 124L103 125V123H101ZM108 124H109V122H108ZM114 124H115V123H114ZM119 124H120V123H119ZM126 124H127V122H126ZM130 124H131V122H130ZM134 124H136V123H134ZM134 124H133V125H134ZM141 124H142V123H141ZM146 124H147V122H146ZM161 124H162V123H161ZM203 124H205L208 128L211 126V129L217 131V133H216L217 135H215V133L212 134L211 132H208V131L205 129V127H204ZM207 124H209V126H208ZM256 124H257V125H256ZM44 125H45V124H44ZM50 125H51V124H50ZM57 125H58V124H57ZM67 125H68V123H67ZM122 125H123V124H122ZM127 125H128V124H127ZM133 125H131V126L133 127ZM221 125H222V124H221ZM38 126H39V124H38ZM45 126H46V125H45ZM62 126H63V125H62ZM64 126H66V125H64ZM79 126H80V125H79ZM111 126H112V124H111ZM116 126H117V124H116ZM137 126H138V125H137ZM146 126H147V125H146ZM166 126H168V125H166ZM216 126H218V125H216ZM241 126H242V124H241ZM244 126H245V125H244ZM244 126H243V127H244ZM246 126H247V125H246ZM36 127H37V126H36ZM67 127H68V126H66V128H65V127H63V128L67 129ZM73 127H74V126H73ZM83 127H84V126H83ZM108 127H109V126H107V129H108ZM117 127H118V126H117ZM123 127H124V126H123ZM127 127H128V126H127ZM127 127H126V128H127ZM135 127H136V126H135ZM140 127H141V126H140ZM221 127H222V126H221ZM234 127H235V126H234ZM254 127H253V128H254ZM257 127H256V128H257ZM55 128H56V127H55ZM74 128H75V127H74ZM85 128H86V127H85ZM98 128H100V127H98ZM113 128H114V127H113ZM118 128H119V127H118ZM129 128H130V127H129ZM137 128H139V127H137ZM143 128H144V127H143ZM166 128H167V127H166ZM171 128H172V127H171ZM174 128H172V129H174ZM216 128H219V127H216ZM227 128H228V126L226 127V130H227ZM240 128H241V127H240ZM38 129H42V128H38ZM52 129H53V128H52ZM59 129H60V127H59ZM61 129H62V128H61ZM70 129H73V128H69L68 131H69ZM76 129H77V128H76ZM90 129H91V128H90ZM95 129H96V128H95ZM105 129H106V128H105ZM111 129H112V128H111ZM123 129H124V128H123ZM134 129H135V128H134ZM134 129H133V131H134ZM146 129H147V128H146ZM146 129H145V131H146ZM150 129H151V128H150ZM153 129H154V128H153ZM155 129H157V128L155 127ZM209 129H210V128H209ZM222 129H223V128H222ZM232 129H233V128H232ZM250 129H251V128H250ZM259 129H260V128H259ZM263 129H264V128H263ZM263 129H262V130H263ZM49 130H50V129H49ZM57 130H58V129H57ZM78 130L80 131V129H78ZM83 130H84V129H83ZM126 130H127V129H126ZM130 130H131V129H130ZM140 130H141V129H140ZM164 130H165V128H164ZM228 130H229V128H228ZM228 130H227V131H228ZM230 130H231V129H230ZM230 130H229V131H230ZM234 130H235V129H234ZM59 131H60V130H59ZM65 131H66V130H65ZM91 131H92V130H91ZM93 131H94V130H93ZM96 131H101V130H96ZM122 131H123V130H122ZM122 131L120 130V132H122ZM141 131H142V130H141ZM155 131H156V130H155ZM174 131H175V130H174ZM209 131H210V130H209ZM231 131H232V130H231ZM242 131H243V129H242ZM250 131H251V130H250ZM40 132H41V131H40ZM71 132H72V131H71ZM71 132H70V133H71ZM84 132H85V131H84ZM107 132H108V131H107ZM120 132H119V133H120ZM160 132H163V131H160ZM170 132H171V131H170ZM175 132H177V131H175ZM232 132H234V131H232ZM235 132H236V130H235ZM248 132H249V130H248ZM57 133H58V132H57ZM65 133H66V132H65ZM65 133L63 132V134H65ZM67 133H68V132H67ZM78 133H79V132H78ZM78 133H77V135H78ZM81 133H82V132H81ZM87 133H88V131H87ZM89 133H90V132H89ZM117 133H118V132H116V134H117ZM124 133H125V132H124ZM137 133H138V132H137ZM155 133H156V132H155ZM243 133H244V132H243ZM59 134H60V133H59ZM59 134H58V135H59ZM68 134H69V133H68ZM71 134H72V133H71ZM73 134L75 135L74 132H73ZM73 134H72V135H73ZM94 134H95V133H94ZM99 134H100V133H99ZM105 134H107V133H105ZM132 134H133V133H132ZM152 134H153V133H152ZM235 134H236V133H235ZM257 134H259V133H257ZM58 135H57V136H58ZM84 135H86V134H84ZM96 135H97V134H96ZM108 135H109V133H108ZM108 135H107V136H108ZM113 135H114V134H113ZM130 135H131V134H130ZM138 135H139V133H138ZM164 135H165V133H164ZM183 135L181 134L182 137H183ZM263 135H264V134H262L261 136H263ZM60 136H62V135H60ZM60 136H58L57 138H59ZM64 136H65V135H64ZM82 136H83V135H82ZM87 136H88V135H87ZM99 136H101V135H99ZM102 136H103V135H102ZM105 136H106V135H105ZM111 136H112V135H111ZM121 136H122V135H121ZM127 136H128V135H127ZM151 136H152V135H151ZM155 136H156V134H155ZM166 136H167V135H166ZM174 136H175V135H174ZM75 137H76V135H75ZM93 137H94V136H93ZM114 137H115V135H114ZM114 137H113V138H114ZM124 137H125V136H124ZM57 138H56V139H57ZM64 138H65V137H64ZM77 138H78V137H77ZM81 138H82V137H81ZM91 138H92V137H91ZM94 138H95V137H94ZM96 138H97V137H96ZM102 138H103V137H102ZM115 138H116V137H115ZM129 138H130V140H131L132 137L129 136ZM133 138H134V137H133ZM155 138H156V137H155ZM173 138H174V137H173ZM234 138H235L236 140H233ZM263 138H264V137H263ZM72 139H73V138H72ZM82 139H83V138H82ZM87 139H88V138H87ZM99 139H100V138H99ZM117 139H120V138H117ZM117 139H116V140H117ZM167 139H168V138H167ZM181 139H182V138H181ZM252 139H255V141H251ZM63 140H65V142H67V141H66V138L63 139ZM67 140H68V138H67ZM74 140H75V139H74ZM88 140H89V139H88ZM103 140H104V139H103ZM108 140L110 141L111 138H109ZM121 140H122V139H121ZM138 140H139V139H138ZM163 140H164V139H163ZM178 140H179V139H178ZM188 140H189V139H188ZM72 141H73V140H72ZM72 141L70 142L71 144H72ZM75 141H76V140H75ZM75 141H74V142H75ZM93 141H94V140H93ZM96 141H97V139H96ZM112 141H113V140H112ZM117 141H118V140H117ZM147 141H148V139H147ZM154 141H155V140H153V143H155ZM172 141H173V140H172ZM241 141L244 142V145H243V142H241ZM250 141H251V142H250ZM99 142H100V141H99ZM99 142H98V143H99ZM107 142H108V141H107ZM121 142H122V141H121ZM126 142H127V141H126ZM169 142H170V141H169ZM189 142H190V140H189ZM245 142H246L247 144H245ZM262 142H263V143H262ZM67 143H68V142H67ZM76 143L78 144L77 141H76ZM96 143H97V142H96ZM98 143H97V144H98ZM111 143H112V142H111ZM111 143H110V144H111ZM113 143H114V141H113ZM122 143H123V142H122ZM128 143H129V142H128ZM130 143H131V142H130ZM133 143H134V142H133ZM150 143H151V142H150ZM167 143H168V142H167ZM173 143H174V142H173ZM193 143L195 144L196 142H193V141H192V144H193ZM197 143H199V142H197ZM64 144H65V143H64ZM88 144H89V143H88ZM91 144H92V142H91ZM107 144H109V143H107ZM114 144H115V143H114ZM114 144H113V145H114ZM136 144H137V143H136ZM140 144H141V143H140ZM146 144H148V143H146ZM146 144H145V145H146ZM158 144H159V142H158ZM194 144H193V145H194ZM202 144H201V145H202ZM74 145H75V143H74ZM74 145H73V146H74ZM80 145H81V144H80ZM82 145H83V144H82ZM89 145H90V144H89ZM92 145H94V143H93ZM95 145H96V144H95ZM104 145H105V144H104ZM104 145H102V146H104ZM125 145H126V144H125ZM160 145H161V144H160ZM171 145H172V144H171ZM185 145H186V144H185ZM195 145L197 146L198 144H195ZM201 145H200V146H201ZM261 145H262V146H261ZM58 146H59V145H58ZM64 146H65V145H64ZM96 146H99V145H96ZM105 146H106V145H105ZM107 146H108V145H107ZM130 146H131V145H130ZM143 146H144V145H143ZM166 146H167V144H166ZM53 147H54V146H53ZM109 147H110V146H109ZM109 147H107V148H109ZM111 147H112V146H111ZM127 147H128V146H127ZM127 147H126V148H127ZM138 147H139V146H138ZM185 147H186V146H185ZM197 147H198V146H197ZM202 147H203V146H202ZM65 148H66V147H65ZM68 148H69V146H68ZM74 148H76V147H73V149H74ZM77 148H78V145H77ZM98 148H99V147H98ZM113 148H115V146H114ZM118 148H119V147H118ZM133 148H134V147H133ZM136 148H137V147H136ZM154 148H155V147H154ZM156 148H157V147H156ZM156 148H155V149H156ZM177 148H178V146H177ZM69 149L71 150V146H70ZM84 149H85V148H84ZM89 149H90V148H89ZM96 149H97V147H96ZM100 149H101V148H100ZM102 149H103V148H102ZM115 149H117V147H116ZM115 149H114V150H115ZM120 149H121V146H120ZM124 149H125V148H123V150H124ZM191 149H192V148H191ZM196 149H197V148H196ZM206 149H207V148H206ZM53 150H54V149H53ZM56 150H57V149H56ZM78 150H79V148H78ZM91 150H92V148H91ZM91 150H89V151H91ZM103 150H104V152H101V155H102L103 153H105V154L103 155V158L106 157L105 155H106V153H107V156H110V157H106V159H109V158L111 159V155H109V153H110L111 151H110V152L108 151V152H109V153H108V152H105V151H106L105 148H104ZM108 150H109V149H108ZM112 150H113V149H112ZM123 150H122V151H123ZM127 150H128V148H127ZM130 150H131V149H130ZM143 150H145V149H143ZM146 150H147V149H146ZM146 150H145V151H146ZM152 150H153V149H152ZM169 150H170V149H169ZM188 150H190V149H188ZM207 150H209V148H208ZM54 151H55V150H54ZM54 151H53V152H54ZM89 151H88V152H89ZM99 151H102V150H99ZM99 151H98V152H99ZM115 151H116V150H115ZM136 151H137V149H136ZM141 151H142V149H141ZM149 151H150V150H148V152H149ZM154 151H157V150H154ZM160 151H161V150H160ZM172 151H173V150H172ZM191 151H192V150H191ZM191 151H190V152H191ZM202 151H203V150H202ZM211 151H212V150H211ZM65 152H68V151H65ZM69 152H70V151H69ZM79 152H80V151H79ZM93 152H94V151H93ZM117 152H120V151H117ZM117 152H116V154H117ZM123 152H124V151H123ZM125 152L127 153V151H125ZM131 152H132V151H131ZM167 152H168V151H167ZM175 152H176V151H174V153H175ZM177 152H178V151H177ZM197 152H198V151H197ZM199 152H200V151H199ZM199 152H198V153H199ZM207 152L209 153V151H207ZM217 152H218V150H217ZM221 152H219V153H221ZM70 153H72V152H70ZM77 153H78V152H77ZM80 153H81V152H80ZM86 153H87V152H86ZM128 153H129V152H128ZM139 153H140V152H139ZM186 153H187V152H186ZM194 153H195V152H194ZM110 154H111V153H110ZM129 154H130V153H129ZM131 154H132V153H131ZM160 154H161V152H160ZM202 154H203V153H202ZM210 154H211V153H210ZM212 154H213V153H212ZM52 155H53V154H52ZM55 155H56V154H55ZM69 155H70V154H69ZM69 155H68V156H69ZM76 155H78V154H76ZM79 155H80V154H79ZM82 155H83V154H82ZM88 155H92V154L90 153V154H88ZM99 155H100V154H99ZM99 155H98V156H99ZM101 155H100V157H102ZM133 155H134V154H133ZM135 155L137 156L138 153H137V154L135 153ZM135 155H134V157H135ZM140 155H143V152H142L141 154H139L138 156L140 157ZM158 155H159V154H158ZM176 155H177V154H176ZM184 155H185V154H184ZM195 155H196V153H195ZM218 155H220V156L222 157V159H223V156H222L221 154H218ZM64 156H65V155H64ZM85 156H86V155H85ZM92 156H93V155H92ZM95 156H96V155H95ZM115 156H116V155L114 154V156H112V159H113V157L115 158ZM123 156H124V155H123ZM149 156H150V155H147V156L145 155L144 157H143V156H142V157H143V159L147 157L146 160H148ZM151 156H153V155H151ZM151 156H150V157H151ZM154 156L156 157V155H154ZM173 156H174V155H173ZM191 156H192V155H191ZM198 156H200V155H198ZM203 156H204V155H203ZM57 157H58V156H57ZM78 157H79V156H78ZM86 157H87V156H86ZM100 157H99V158H100ZM116 157H117V156H116ZM121 157H122V155H121ZM131 157H132V155H131ZM131 157H126V158H128V159L130 158L129 161H131ZM163 157H164V156H163ZM163 157H162V158H163ZM180 157H181V156H180ZM206 157H207V158H206ZM52 158H53V157H52ZM66 158H67V156H66ZM73 158H74V157H73ZM84 158H85V157H84ZM117 158H120V157H117ZM117 158H116V159H117ZM122 158H123V157H122ZM137 158H138V157H137ZM137 158L135 157L136 160H137ZM156 158H157V157H156ZM162 158H161V159H162ZM173 158H174V157H173ZM175 158H176V157H175ZM56 159L58 160V158H56ZM59 159H60V158H59ZM79 159H80V158H79ZM88 159H89V158H88ZM100 159H102V158H100ZM100 159H99V160H100ZM104 159H105V158H104ZM104 159H102V161L105 162V165L102 164V163H103L102 161H101V162H102L101 165H100V163H97V164H99V166H101V167H102L103 165H104L103 167H106V166L108 165L107 162H109V161L106 162V159H105V161H104ZM110 159H109V160H110ZM112 159H111V160H112ZM128 159H126V162H128V164H130V163H131V164H135V165H136V164H140V165H143V164H144V163H143V160H141L142 163H139V162H140V158H138L139 160H138L137 162L132 160V162H130V163H129ZM132 159H133V158H132ZM135 159H134V160H135ZM141 159H142V158H141ZM150 159H151V158H150ZM177 159H178V157H177ZM177 159H176V160H177ZM194 159H195V158H194ZM198 159H199V158H198ZM203 159H204V157H203ZM222 159H220V160H222ZM60 160L62 161V159H60ZM65 160H66V159H65ZM70 160H71V159H70ZM89 160H90V159H89ZM99 160H97V161H99ZM111 160H110V161H111ZM124 160H125V159H124ZM146 160H145V161H146ZM157 160H158V159H157ZM168 160H169V159H168ZM168 160H167V161H168ZM220 160H219V158H218V160H217V161H219V164H220ZM54 161H55V160H54ZM66 161H67V160H66ZM68 161H69V160H68ZM71 161H72V160H71ZM76 161H77V160H76ZM94 161H95V160H94ZM145 161H144V162H145ZM152 161H153V160H152ZM164 161H165V160H164ZM178 161H179V160H178ZM58 162H59V161H58ZM78 162H79V161H78ZM78 162H77V163H78ZM80 162L82 163L81 160H80ZM84 162H85V161H84ZM148 162H149V160H148ZM148 162H147V163H148ZM154 162H155V160H154ZM154 162H153V163H154ZM159 162H160V160H159ZM176 162H177V161H176ZM54 163H55V162H54ZM123 163H124V161H123ZM149 163H150V162H149ZM149 163H148V165L152 168V170L149 169V168H146L145 165H143V168H145V170L147 169L146 171H148V169H149V170H151V172H152V171L154 172V171H155L154 166H153V165L151 166L152 163H151V164H149ZM156 163H157V162H156ZM156 163H155V165H156ZM161 163H163V160H162ZM178 163H179V162H178ZM178 163H177V164H178ZM182 163H183V162H182ZM55 164H56V163H55ZM57 164H58V163H57ZM60 164H61V163H59V165H60ZM157 164L159 165V167H157V168H160V165H161V164H159V163H157ZM177 164H176V165H177ZM223 164H224V163H223ZM85 165H86V164H85ZM87 165H88V164H87ZM87 165H86V166H87ZM109 165H110V162H109ZM118 165H119V164H118ZM140 165H139V166H140ZM146 165H147V164H146ZM148 165H147V167H149ZM163 165H164V163H163ZM167 165H168V163H167ZM169 165H170V164H169ZM172 165H173V164H172ZM216 165H217V164H216ZM224 165H225V164H224ZM224 165H220V166L223 167ZM86 166H85V167H86ZM90 166H91V163H90ZM95 166H96V165H95ZM125 166H126V165H125ZM129 166H130V165H128V167H129ZM131 166H132V165H131ZM217 166H219V165H217ZM91 167H92V166H91ZM101 167H100V168H101ZM122 167H124V166H122ZM128 167H126V168H128ZM132 167H133V170H134V166H132ZM135 167H136V166H135ZM155 167H156V166H155ZM161 167H162V166H161ZM108 168H109V167H108ZM119 168H120V167H119ZM139 168H140V167H139ZM139 168L137 167V169H139ZM153 168H154V169H153ZM174 168H175V167H174ZM174 168H173V170H174ZM106 169H107V167H106ZM121 169H122V168H121ZM171 169H172V168H171ZM182 169H183V170H182ZM122 170H123V169H122ZM135 170H136V169H135ZM145 170L143 169L144 172H141V173H144V174H145ZM157 170L159 171V169H157ZM97 171H99V170H97ZM109 171H110V170H109ZM125 171H126V169H125ZM139 171H142V168H140ZM139 171H138V172H137V171H133V172H137V173H139ZM162 171H163V170H162ZM169 171H170V170H169ZM169 171H167V172H169ZM89 172H90V171H89ZM93 172H94V171H93ZM120 172H121V171H120ZM128 172H129V170H128ZM133 172H132V173H133ZM148 172H149V171H148ZM151 172H150V173H151ZM153 172H152V173H153ZM155 172L157 173V171H155ZM155 172H154V173H155ZM160 172H161V171H160ZM179 172H180V173H179ZM186 172L188 173L189 171H186ZM70 173H71V172H70ZM109 173H110V172H109ZM122 173H123V171H122ZM137 173H136V174H137ZM141 173H139L140 175L138 174V176H136V174L134 173L135 176L138 177V178H136V181H137V182H140V181L142 182V181H144V179L142 180V178H143V176H144V178H145V175H146V174L143 175V174H141ZM152 173H151V174H152ZM154 173H153V174H154ZM72 174H73V173H72ZM72 174H71V175H72ZM91 174H92V173H91ZM151 174L148 173V175H151ZM153 174H152V175H153ZM166 174H167V173H166ZM169 174H170V172H169ZM172 174H173V173H172ZM185 174H186V173H185ZM201 174H200V176H201ZM78 175H79V174H78ZM87 175H89V174H87ZM132 175H133V174L130 175V172H129V177L132 176ZM148 175H146V179L149 177ZM155 175H156V174H155ZM167 175H168V174H167ZM182 175H183V174H182ZM188 175H189V174H188ZM127 176H128V175H127ZM147 176H148V177H147ZM169 176H170V175H169ZM204 176H203V177H204ZM132 177H133V176H132ZM156 177H157V175H156ZM156 177H155V178H156ZM159 177H160V176H159ZM178 177H179V176H178ZM189 177H191V176H189ZM206 177H205V178H206ZM84 178H85V177H84ZM94 178H95V177H94ZM99 178H100V177H99ZM127 178H128V177H127ZM150 178H151V177H149V179H150ZM157 178H158V177H157ZM162 178H163V176H162ZM168 178H169V177H168ZM173 178H174V177H173ZM180 178H182V176H181ZM186 178H187V177H186ZM85 179L87 180V178H85ZM100 179H101V178H100ZM123 179H124V178H123ZM164 179H165V177H164ZM170 179H171V178H170ZM174 179H176V178H174ZM91 180H92V179H91ZM93 180H94V179H93ZM161 180H162V179H161ZM87 181H88V180H87ZM96 181H97V180H96ZM124 181H125V179H124ZM145 181H146V183L148 184V182H149L150 180L147 179V180H145ZM169 181H170V180H169ZM177 181H178V180H177ZM179 181H180V180H179ZM185 181H186V180H185ZM206 181H207V180H206ZM209 181L206 182V183H209ZM89 182H90V181H89ZM99 182H100V181H99ZM127 182H128V181H127ZM159 182H160V181H159ZM164 182H165V181H164ZM186 182H187V181H186ZM192 182H193V181H192ZM210 182H211V181H210ZM190 183H191V182H190ZM201 183H202V182H201ZM149 184L151 185V182H150ZM152 184H153V183H152ZM168 184H169V183H168ZM175 184H176V183H175ZM191 184H192V183H191ZM191 184H190V185H191ZM160 185H161V184H160ZM178 185H180V184H178ZM183 185H184V183H183ZM183 185H182V186H183ZM194 185H195V184H194ZM196 185H198V183H197ZM201 185H202V184H201ZM203 185H205V187H206L207 184L204 183ZM203 185H202V186H203ZM208 185H209V184H208ZM208 185H207V186H208ZM210 185H212V184H210ZM151 186H152V185H151ZM153 186H154V185H153ZM161 186H162V185H161ZM163 186H164V185H163ZM167 186H168V185H167ZM212 186L214 187V185H212ZM212 186H211L210 188H208V189H211ZM103 187H104V185H103ZM122 187H123V186H122ZM156 187H157V186H156ZM169 187H170V186H169ZM172 187H173V185H172ZM179 187H180V186H179ZM188 187H189V186H188ZM198 187H199V186H197V187L195 186V188H197V189H198ZM105 188H107V187H105ZM119 188H120V187H119ZM164 188H166V187L164 186ZM182 188H183V187H182ZM216 188H212V190H213V189H216ZM100 189H101V188H100ZM137 189H139V188H136V189H134V190L131 189V190H133V191H131V192H134L135 190L139 192V190H137ZM158 189H159V188H158ZM158 189H157V190H158ZM185 189H186V188H185ZM185 189H184V190H185ZM197 189H195V190H197ZM199 189H200V188H199ZM199 189H198V192L200 191ZM103 190H104V189H102V190H100V191H103ZM124 190H125V189H124ZM170 190H171V189H170ZM178 190H179V189H178ZM188 190H189V189H188ZM193 190H194V189H193ZM205 190H206V188H205ZM97 191H98V190H97ZM112 191H113V190H112ZM112 191H111V192H112ZM136 191H135V192H136ZM163 191H164V190H163ZM167 191H168V190H167ZM175 191H176V190H175ZM210 191H211V190H210ZM214 191H215V192H214ZM217 191H218V190H217ZM105 192H110V191H105ZM131 192H130V193H131ZM155 192H156V191H155ZM178 192H179V191H178ZM182 192H183V191H182ZM202 192H204V191H201V193H202ZM213 192H214V193H213ZM213 192L211 191L212 194L210 193V194H211V195H210L211 198H210V196L208 197L209 194H206L207 197H208V199L210 198V199H209L210 201L208 200V203H206V204H209V202L211 203L213 200H214L213 202L217 201V199H220V200H221V198L223 197V196H222L221 198H216V200H215V199L212 198V195L215 194L217 197H220V196L217 195L216 190H213ZM118 193H120V192L118 191ZM121 193H122V192H121ZM128 193H129V192H128ZM139 193H140V192H139ZM142 193H143V195L145 194L144 192L141 191V194H142ZM169 193H170V192H169ZM180 193H181V192H180ZM199 193H200V192H199ZM101 194H102V193H101ZM114 194H115V193H114ZM141 194H138V196H140ZM182 194H183V193H182ZM203 194H204V193H203ZM221 194H222V195H221ZM110 195H111V194H110ZM134 195H135V194H134ZM145 195H146V194H145ZM158 195H159V194H158ZM161 195H162V194H161ZM168 195H171V194H168ZM184 195H185V194H184ZM196 195H198V194H196ZM204 195H205V194H204ZM215 195H214V198H215ZM113 196H114V195H113ZM117 196H119V195H117ZM135 196H136V195H135ZM166 196H167V195H166ZM181 196H182V195H181ZM189 196H190V195H189ZM198 196H199V197H198ZM198 196H197V197H198V200L201 199L200 196H202V198H203V195H202V194H200V195H198ZM225 196H224L223 198H226ZM105 197H106V196H105ZM123 197H124V196H123ZM143 197H146V196H143ZM143 197H142V198H143ZM162 197H163V196H162ZM173 197H174V196H173ZM204 197H205V196H204ZM207 197H205V198L207 199ZM120 198H121V197H120ZM120 198H119V201H118V202H120ZM147 198H148V197H147ZM165 198H166V197H165ZM171 198H172V197H171ZM191 198H192V197H191ZM199 198H200V199H199ZM223 198H222V200H223L222 203H224V199H223ZM256 198H258V199H256ZM117 199H118V197H117ZM121 199H122V198H121ZM130 199H131V198H130ZM173 199H174V198H173ZM179 199H180V198H179ZM211 199H213V200H211ZM259 199H260V200H259ZM133 200H134V199H133ZM139 200H140V199H139ZM145 200H146V199H145ZM175 200H176V199H175ZM198 200H197V201H198ZM222 200H221V201H222ZM225 200H226V199H225ZM122 201H124V199H123ZM130 201H131V200H130ZM134 201H135V200H134ZM142 201H143V200H142ZM164 201H165V200H164ZM177 201H178V200H177ZM186 201H187V200H186ZM189 201H190V200H189ZM197 201H196V202H197ZM203 201L205 202L204 198H203ZM221 201L218 200L217 202L220 203V205H221ZM143 202H144V201H143ZM143 202H142V203H143ZM165 202H166V201H165ZM190 202H191V201H190ZM190 202L188 203V204H189V209H188L189 215L192 214V213H190V211H192V210L194 209V207H195V208L197 207V204H196L195 206H193V209L191 210V209H190V206L192 207L191 204H192L193 202H192V203H190ZM199 202L203 204L202 200H200ZM213 202L211 203V204H213V206H212V205H209V206H207V207L205 208L206 211H207L208 208H211V209H212V207H213L212 210H213L214 212H215L216 210H218L219 207H217V206H219V204L215 203V205L217 204V206H216L217 208L215 207L216 210H214V203H213ZM226 202H227V201H226ZM226 202L224 203L225 205H226ZM130 203H132V202H130ZM147 203H148V202H147ZM159 203H161V202H159ZM242 203H240V204H242ZM245 203L242 204L243 206L241 205V206H242V210H245V209H243V207H247V205H248V204L246 205ZM250 203L253 204L252 201H251ZM250 203H249V204H250ZM116 204H117V203H116ZM122 204H123V202H122ZM127 204H128V200H127ZM138 204H140V202H139ZM177 204H178V203H177ZM202 204H201V205H202ZM134 205H135V204H134ZM166 205H167V204H166ZM184 205H185V204H184ZM184 205H183V206H184ZM201 205L199 204V206H201ZM204 205H205V203L203 204L202 208L199 207V208L201 209V211L203 210ZM236 205H238V204L236 203ZM244 205H246V206H244ZM131 206H132V205H131ZM143 206H144V205H143ZM146 206H147V205H146ZM146 206H145V207H146ZM148 206H149V205H148ZM150 206H151V205H150ZM153 206H154V205H153ZM211 206H212V207H211ZM222 206H223V205L220 206L219 210L222 209V208H221ZM238 206L240 207V205H238ZM248 206H250V205H248ZM252 206H254V205H252ZM120 207H121V206H120ZM123 207H124V206H123ZM141 207H142V206H141ZM141 207H140V209H141ZM173 207H174V206H173ZM180 207H181V206H180ZM187 207H188V206H187ZM225 207H226V206H225ZM233 207H234V206H233ZM239 207H236V206H235L234 208H239ZM250 207H251V206H250ZM250 207H248V210H245V212H246V211L248 212ZM126 208H127V207H126ZM138 208H139V207H138ZM164 208H165V207H164ZM185 208H186V207H185ZM252 208H254V207H252ZM127 209H128V208H127ZM143 209H144V208H143ZM143 209H142V210H143ZM148 209H149V208H148ZM157 209H158V208H157ZM211 209H210V210H211ZM230 209H231V208H230ZM232 209H233V208H232ZM246 209H247V208H246ZM255 209H256V208H255ZM129 210H130V209H129ZM138 210H139V209H138ZM150 210H151V207H150ZM160 210H161V209H160ZM174 210H175V209H174ZM176 210H177V208H176ZM189 210H190V211H189ZM212 210H211V211H212ZM219 210H218V211H219ZM224 210H225V209L223 208V210L221 211V214H223V213L225 212ZM236 210H237V209H236ZM236 210L233 209V211H236ZM242 210H241V207H240L239 212L244 213ZM258 210H257V211H258ZM164 211H165V210H164ZM167 211H168V210H167ZM204 211H205V210H203L202 212H203L204 215H205V212H204ZM213 211L210 212L211 215H212ZM228 211H229V210H228ZM230 211H232V210H230ZM233 211H232V212H233ZM237 211H238V210H237ZM237 211H236V212H237ZM255 211H256V210H254L253 213L256 214L257 212H255ZM158 212H159V211H158ZM158 212H157V214H159ZM168 212H169V211H168ZM222 212H223V213H222ZM232 212H230V215H232ZM236 212H235V213L233 214V216H232V217L235 216L234 219L237 217V215H238V213H239V212H238L237 215H236ZM247 212L244 213V214H247ZM258 212H259V211H258ZM153 213H154V212H153ZM183 213H184V212H183ZM207 213L210 214V213H209V210H208ZM207 213H206V214H207ZM219 213H220V212H218V214H219ZM226 213H227V211H226ZM151 214H152V213H151ZM186 214H187V213H186ZM198 214H199V213H198ZM215 214H217V212H215ZM218 214H217V215H218ZM244 214H243V215H244ZM139 215H140V214H139ZM165 215H166V214H165ZM168 215H170V214H168ZM189 215H188V216H189ZM192 215H193V214H192ZM213 215H214V213H213ZM213 215H212L211 217H213ZM217 215H216L215 217L218 218L219 215H218V216H217ZM223 215H224V214H223ZM230 215H229V216H230ZM250 215H253V214H249V216H250ZM260 215L258 214V216H260ZM157 216H158V215H157ZM160 216H161V215H160ZM195 216H197V215H195ZM241 216H242V214H240V216L238 215V217L236 218V221H239V223H240V220H238V218L241 217ZM254 216H255V215H254ZM258 216H256V217H258ZM186 217H187V216H185V219H186ZM204 217H205V216H204ZM204 217H203V218H204ZM207 217H208V216H207ZM215 217H213V220H214V221L218 220V219H216ZM224 217H225V216H224ZM141 218H142V217H141ZM150 218H151V217H150ZM153 218H154V216H153ZM191 218H192V217H191ZM209 218H210V217H209ZM209 218H207V219H209ZM214 218H215V219H214ZM219 218H223V216H222V217L219 216ZM226 218H228V217H225V219H226ZM242 218L245 219V218H247V217L244 218V216H243ZM254 218H255V217H254ZM164 219H165V218H164ZM168 219H169V218H168ZM187 219H189V218H187ZM204 219H205V218H204ZM204 219H203V220H204ZM207 219H206V220H207ZM230 219H232V218H230ZM239 219H241V218H239ZM252 219H253V218H252ZM252 219H251V220H252ZM138 220H139V219H138ZM148 220H149V219H148ZM155 220H156V219H155ZM181 220H183V219H181ZM209 220H210V219H209ZM209 220H208V221H209ZM222 220H224V219H222ZM222 220L219 219L220 223H219L218 221H216V223H215V222L212 221V219H211L212 223H210L211 221H209V223H210V225L213 224V226H214L215 224H216V226H217V225L219 226V224H223V223H224L223 226L221 225L222 228H223V227L225 226V223H226V222H223ZM247 220H248V219H246V221H247ZM256 220H257V219H256ZM256 220H255V221H256ZM139 221H140V220H139ZM162 221H163V220H162ZM164 221H165V220H164ZM221 221H222V222H221ZM224 221H227V220H224ZM228 221H230V220H228ZM228 221H227V224H228ZM236 221H235V220H232V222H236ZM258 221H256V222H257V225H256V226H258ZM142 222H143V221H142ZM151 222H152V221H151ZM206 222H207V221H206ZM206 222H204V224H205ZM213 222H214V223H213ZM230 222H231V221H230ZM243 222H245V220H243ZM243 222L241 221V225H242V226L245 224V223L243 224ZM247 222H248V221H247ZM247 222H246V223H247ZM252 222H253V220H252ZM261 222H262V224H261ZM207 223H208V222H207ZM207 223H206V224H207ZM217 223H218V224H217ZM239 223H237L238 226H237L235 223L233 224V226L236 225V227L234 226V229L237 228V227H239V228L242 229V227H241V225H239ZM248 223H250V222H248ZM253 223H254V222H253ZM135 224H136V223H135ZM137 224H138V223H137ZM139 224H140V223H139ZM141 224H142V223H141ZM147 224H148V222H147ZM150 224H151V223H150ZM150 224H148V225H150ZM166 224H167V223H166ZM190 224H191V223H190ZM227 224H226V225H227ZM231 224H232V223H231ZM148 225H147V226H148ZM207 225H208V224H207ZM210 225H209V227L211 228ZM228 225H229V224H228ZM228 225H227V226H228ZM249 225H252V224L250 223ZM162 226H163V225H162ZM201 226H202V225H201ZM218 226H217V229H218V228L220 229V227H218ZM233 226L230 225L229 228H231V227L233 228ZM244 226H245V227H244L243 229L246 230V229L248 228V224H247V225H244ZM246 226H247V228H246ZM253 226H254V225H253ZM160 227H161V226H160ZM163 227H164V226H163ZM204 227H206V226H204ZM207 228H208V226H207ZM207 228H206V229H207ZM213 228L215 229V226H214ZM222 228H221V232H220V230L218 229V230H219L218 232H219L220 235H222V234H221L222 232H224L225 234L227 233V232H225V231H227V230H226L227 227H225V231L222 230ZM239 228H237V230H238ZM254 228H255V227H254ZM139 229H140V228H139ZM164 229H165V228H164ZM166 229H167V228H166ZM184 229H185V228H184ZM193 229H194V228H193ZM217 229H216V230H217ZM223 229H224V228H223ZM250 229H251V227H250ZM250 229H249V230H250ZM137 230H138V229H137ZM146 230H149V229H146ZM146 230H145V232H146ZM159 230H160V229H159ZM161 230H162V228H161ZM185 230H186V229H185ZM190 230H191V229H190ZM198 230H199V229H198ZM202 230H203V228H202ZM212 230H213V229L211 228L210 231H212ZM230 230H231V229H230ZM235 230H236V229H235ZM259 230H261V229L258 228V231H259ZM142 231H143V230H142ZM154 231H155V230H154ZM168 231H169V230H168ZM178 231H179V230H178ZM204 231H206V230L204 229ZM208 231H209V229H208ZM239 231H241V230L239 229ZM239 231H238V232H239ZM246 231H247V230H246ZM258 231H257V232H258ZM135 232H136V230H135ZM139 232H140V231H139ZM148 232H149V231H148ZM159 232H160V231H159ZM166 232H167V231H166ZM184 232H185V231H184ZM191 232H193V231H191ZM194 232H196V231L194 230ZM215 232L217 233V231H215ZM228 232H230V231L228 230ZM241 232H242V231H241ZM247 232H248V231H247ZM254 232H255V231H254ZM168 233H169V232H168ZM196 233H198V232H196ZM201 233H202V232H201ZM213 233H214V230H213ZM213 233H212V234H213ZM243 233H245V232L243 231ZM243 233L241 234L242 236H243ZM175 234H176V233H175ZM184 234H185V233H184ZM187 234H188V233H187ZM203 234H204V233H203ZM219 234L217 235V239L219 238V240H220V238H222V242L225 241V240H223V239H224L223 237H225V234L223 235V237H222V236L219 237V236H220ZM230 234H231V232H230ZM156 235H157V234H156ZM163 235H164V234H163ZM168 235H169V234H168ZM185 235H186V234H185ZM190 235H191V234H190ZM193 235H194V234H193ZM199 235H201V234H199ZM209 235H210V234H209ZM241 235H240V236H241ZM138 236L140 237V234H138ZM138 236H137V237H138ZM141 236H142V235H141ZM147 236H148V235H147ZM147 236H146V238H147ZM151 236H152V235H151ZM153 236H154V235H153ZM175 236H176V235H175ZM191 236H192V235H191ZM202 236H203V235H201L200 237H202ZM205 236H206V234H205ZM205 236L202 237V238H204L205 241H206V237H207V236H206V237H205ZM233 236H235V235H233ZM242 236H241V237H242ZM247 236H248V234H247ZM139 237H138V238H139ZM142 237H143V236H142ZM157 237H158V236H157ZM159 237H160V235H159ZM200 237H197V238H200ZM213 237L215 238V237H216V234H215V236H213ZM229 237H230V236H229ZM237 237H238V236H237ZM140 238H141V237H140ZM144 238H145V237H144ZM144 238H143V239H144ZM148 238L152 239L151 237H148ZM167 238H168V237H167ZM170 238H171V237H170ZM175 238H176V237H175ZM202 238H200V240L203 242L204 240H203ZM209 238H210V236H209ZM214 238H213V239H214ZM232 238H233V237H232ZM234 238H235V237H234ZM238 238H239V237H238ZM242 238H244V236H243ZM246 238H247V237H246ZM259 238H260V237H259ZM259 238H258V239H259ZM141 239H142V238H141ZM141 239H140V240H141ZM158 239H159V238H158ZM217 239H215L216 242H220V241H217ZM144 240H145V239H144ZM146 240H147V239H146ZM164 240H165V239H164ZM166 240H167V239H166ZM168 240H169V239H168ZM177 240L179 241V239H177ZM226 240H228V239H226ZM231 240H232V239H230V240H228V241H231ZM238 240H239V239H238ZM138 241H139V240H138ZM152 241H153V240H152ZM169 241H171V240H169ZM236 241H237V239H236ZM258 241H259V240H258ZM142 242H143V241H142ZM155 242H156V241H155ZM186 242H187V240H186ZM216 242H215V243H216ZM222 242H220V243L218 244L217 248L220 247V246L223 247L224 244H223V245H220ZM238 242H239V241H238ZM189 243H190V242H189ZM189 243H188V244H189ZM195 243H196V242H195ZM195 243H194V244H195ZM228 243H229V242H228ZM147 244H148V243H147ZM154 244H155V243H154ZM174 244H175V243H174ZM180 244H181V243H180ZM184 244H185V242H184ZM188 244H187V245H188ZM197 244H198V243H197ZM203 244H204V242H203ZM205 244H206V243H205ZM207 244H208V243H207ZM231 244H232V243H231ZM239 244H241V243H239ZM185 245H186V244H185ZM191 245H192V244H191ZM234 245H235V244H234ZM260 245H261V244H260ZM203 246H204V245H203ZM213 246H214V245H213ZM224 246H225V245H224ZM228 246H229V244H228ZM242 246H244V245H242ZM246 246H247V245H246ZM258 246H259V245H258ZM205 247H206V246H205ZM205 247H204V248H205ZM214 247H215V246H214ZM249 247H250V246H249ZM195 248H196V247H195ZM197 248H198V247H197ZM212 248H213V247H212ZM226 248H227V247H226ZM233 248H234V247H233ZM239 248H240V247H239ZM245 248H246V247H245ZM247 248H248V247H247ZM260 248H261V247H260ZM260 248H259V249H260ZM202 249H203V248H202ZM208 249H209V248H208ZM218 249H219V248H218ZM218 249H216V250H218ZM220 249H221V247H220ZM220 249H219V251H220V253H221V250H220ZM240 249H241V248H240ZM261 249H262V248H261ZM228 250H229V249H228ZM206 251H207V250H206ZM226 251H227V249H226ZM230 251H231V250H230ZM232 251H233V250H232ZM236 251H237V249H236ZM239 251H240V250H239ZM241 251H242V250H241ZM204 252H205V251H204ZM216 252L218 253V251H216ZM216 252H215V253H216ZM223 252H224V251H223ZM228 252H229V251H228ZM243 252H244V251H243ZM259 252L261 253V251H259ZM192 253H193V252H191V254H192ZM198 253H199V252H198ZM224 253H225V252H224ZM231 253H232V252H231ZM241 253H242V252H241ZM241 253H238V254H241ZM244 253H245V252H244ZM212 254H213V253H212ZM228 254H229V253H228ZM232 254H233V253H232ZM242 254H243V253H242ZM199 255H200V254H199ZM199 255H198V257H201V256H199ZM218 255H219V258H220V254H219V253H218L216 256H218ZM229 255H230V254H229ZM243 255H246V254H243ZM261 255H262V254H261ZM202 256H203V254H202ZM213 256H214V254H213ZM240 256H241V255H239V256L237 255V257H240ZM176 257H177V256H176ZM176 257H175V258H176ZM190 257H191V256H190ZM223 257H225V256H223ZM242 257H243V256H242ZM242 257H241V258H242ZM228 258H230V257H228ZM248 258H249V257H248ZM180 259H181V258H180ZM184 259H185V258H184ZM187 259H188V258H187ZM205 259H206V258H205ZM205 259L202 257V260H205ZM213 259H214V258H213ZM222 259H224V258H222ZM232 259H233V258H232ZM237 259H238V258H237ZM191 260H192V259H191ZM216 260H217V259H216ZM225 260H226V259H225ZM243 260H244V259H243ZM252 260H253V259H252ZM198 261H199V260H198ZM200 261H201V258H200ZM226 261H228V259H227ZM226 261H225V262H226ZM233 261H234V260H233ZM238 261H239V260H238ZM188 262H189V261H188ZM201 262H202V261H201ZM210 262H211V261H210ZM215 262H216V261H215ZM197 263H198V262H197ZM197 263H196V264H197ZM203 263H204V262H203ZM203 263H202V264H203ZM231 263H232V262H231ZM235 263H238V262H235ZM235 263H234V264H235ZM241 263H243V262L241 261ZM247 263H248V262H247ZM199 264H200V263H199ZM209 264H211V263H209ZM214 264H215V263H214ZM218 264H219V263H218ZM238 264H239V263H238ZM249 264H250V263H249ZM251 264H252V262H251ZM253 264H254V262H253ZM258 264H259V263H258Z\"/></svg>", "mask_w": 264, "mask_h": 264}]
</instances>
